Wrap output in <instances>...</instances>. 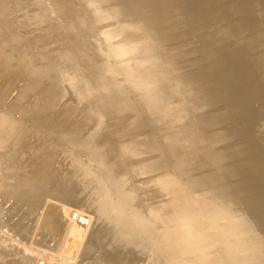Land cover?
I'll return each instance as SVG.
<instances>
[{"label":"rangeland","instance_id":"rangeland-1","mask_svg":"<svg viewBox=\"0 0 264 264\" xmlns=\"http://www.w3.org/2000/svg\"><path fill=\"white\" fill-rule=\"evenodd\" d=\"M136 1H139V0H136ZM171 1H172V4H173V7L175 8L174 13L176 11V13L178 14V12H179L178 7H182V5L185 3V0H171ZM240 1H243V2H240ZM244 2H246V3H244ZM258 3L262 4L261 0H246V1L245 0H217V1L209 0V1L205 2L206 5H204V6H202L201 4H199L197 6L194 5L193 7L188 8V10H189L188 12H189V14H191V15H189L190 17L194 18V15H195L196 19L199 20L200 17L197 16V13H192V12L194 11V9L202 8L203 10L201 11V13H203V11H206L204 13V17L207 16L206 18H203V19H207L208 17H209V19L206 20V21L203 20V21H200V22L196 21L195 24H194V21H193V24H191L192 25V29L191 30H190L191 25H190V27H188L186 25H182V23H179L177 21V19H176L177 15L176 14H172V13L171 14L173 16L171 14H167V15L163 16V14H162V16H163L162 18L166 17L165 20H162L161 19V15H158L160 17L156 18L157 22H158V23H156L155 19H153V18H151V17H149V16H147L145 14L147 6H144V5H141V7L139 8L138 11H136V12H134L132 14H129L128 18L134 19L132 21V23H133L135 29L140 34L143 35V33L151 30L152 27H153V29L154 28L155 29L152 30L150 32V34H156L158 36H162L163 33H166L167 40L169 41L168 37L170 38L169 42H172V40H173V42H172L173 43L172 44L173 47L171 46V43H169L168 41L165 42V46L167 44V49L169 51L172 50L169 53L166 52V49H163L164 47L162 48L159 45L157 46V48L160 47L159 49L163 50V51L162 50H160V51L164 52V53H161L159 50L158 51H154L155 53L154 52H150V57L153 58L152 59V63L149 61L148 58H146L148 56V54H146L147 55L146 56V55H143L142 53H139V52H138L139 54L138 53H136V54L134 53L133 55H129L128 58H131V59L127 60L129 62L133 61L134 64L136 63L135 64L136 65V71H134L133 74H135L138 77H140L143 80L144 83L149 84L151 82H154L155 84L158 83V87H160L159 90L156 89L157 97H156L155 107L151 106V104H147L146 102H144L142 100H140V102H139V103H141V106L138 103L139 112H142L143 114L148 113L146 115H149V113H153V116H155L156 118H159V117L160 118H164L165 117L164 120H162L159 123V127L161 126L160 129H159V127L155 128L156 130H158L157 133L155 131V134H157L159 137L157 135L155 136V134H153L154 133L153 131H152V135H149L151 133V132H148L150 130L149 129L150 126L146 125L145 120H143L144 124L141 123V127H140V125H135L134 127H132V126L130 127L129 124L127 123V121H130V120H127V119H125V121L124 120H119L121 122L123 121L121 123L119 121L117 122L116 119H114L115 116H114V118H112L110 115H109V117H111L110 120L108 119L106 121H108V124L113 125V127L111 129H104V130L101 129L102 131L100 129H98V130L94 131V129H91L92 127L85 128L84 124H86V123H84L85 122L84 121V117L86 115L88 116V114H87L88 112H91V113H92V111L94 112L93 108H95L98 105H101L100 102L102 100V97L100 96V94H96V95L90 96V98L87 100V102L90 104V106H94V107L93 108L86 107L87 109L85 108L84 102L82 100H80V99H76V102L78 104L75 101H73V100H75V98L74 99L73 98H68L69 101L71 99V101H72L71 103L68 102V101H64L63 103H59L57 101V98H56V97H58L57 95L61 94L64 90H66L67 84L63 83L62 78L58 77V76H55L54 73H53V75H50V70H48L49 69V63L53 64L54 67L57 68V70L60 69L58 67H60V65H61V63L59 62V66H58L57 62L55 61L56 59L59 58V56L61 57V55L58 56V54H60V53L57 52V48L54 47V46H51V45H50V47H52L51 49H49V47H48L49 43H47V42H49V38H47V39L44 38L43 39V42L45 41L46 43L44 42V44H43V42H40L39 44H40L41 48L43 46V49H45V47H46L44 45L48 44L47 47H48L49 51H51V52L54 51V53H49L50 55L53 54V56L51 55L50 58L53 59L54 61L51 60V59L50 60L41 61V59L39 58L40 56L38 55L39 53H38L37 49H36V52H37L36 53L34 49H31V47H29V49L26 48V46L28 45V44L25 43L26 40H24V41L22 40V43H25V44H22L23 46H20L19 48L18 47L11 48L9 43H7L6 39H2V40H3V42L7 43L8 45L3 46V43L0 40V48L1 49L2 48L6 49V50H4L5 52H3L2 56L0 57V77H1L0 78V91L3 90V93L1 92L2 95L0 93V96H3V97H0V107H1L0 111L11 113L13 117H15L16 119H18V118L20 119L18 121L23 120L20 125H21L22 128L24 127L23 128L24 131L21 129L23 131L22 136L19 135L20 137H18L15 142L10 144L9 145L10 147L9 146H6V147L2 146V147H0V150L2 148L1 151L4 150L5 152L3 151V153H6V154L11 153L12 151H15L17 153L19 152L18 154L16 153V155L13 156V158L15 157L14 160L12 158V160L9 161L11 166H14L13 169L15 168V171L20 170V171H18V173H17L18 175H16V178H17V176L19 178H21L22 177V176H20L21 174L22 175H24V174L26 175L27 172H29V173L31 172L32 173V179L34 178V180L31 179L32 181H30L29 184L32 185L35 181H39V179H40V181H42L43 180V176H44V180L41 182V184H43L42 186H44V189L41 188V194H43V196L41 195L42 197H40L39 204H29V205L26 204L25 205L24 204V200L21 201L22 199H20V200L17 199L18 198L17 196L10 197L8 199V202L6 203L7 207L5 208V210L8 207L11 208V206L16 204L15 207H14L15 210L12 209V211H11L12 214L14 213V216L12 217L13 219H11V223L10 222L8 223V221L6 222L4 220V218H3L4 209H2L4 207H0V240H1L0 244L5 246V244H6L5 242L6 241H7V243L11 244L8 247L6 245V247H4V248H2L3 247L2 245H0V247H1L0 248V252H1L0 253V258H2V259H0V264H15L16 257L26 258L27 261H28V264H39V263L44 262V261H45V264H49L50 261H54L55 263H59V264H62V263L64 264L67 261H70L72 264H84V263H80L79 262V258L81 257L80 255L83 254L84 247L86 246L87 242H89L91 236L95 235V233L97 231H99V233L97 232V234H96L97 236H95V238H97L99 240L100 244H101V250L98 251V253L104 252L105 253L103 255L104 258L107 261L109 260V261H111L114 264H116V263L118 264L120 262L123 264L124 261H125L124 264H159V262L160 263L164 262V264H171V262H172V264H185V263L186 264H200V263L201 264H209V263L210 264H229V263L230 264H264V261H263L264 260V241H263L264 240V237H263L264 236V234H263L264 233V210H263L264 209V200H263L264 199V164H263L264 163V151H263L264 150V141H263L264 140V110H262V109H264V90H263L264 89V72H263L264 68L263 67H261V68L259 67L258 68V65L255 64V63L258 62L259 58L260 59H264V54H263V52H264V47H263L264 46V43H263V41H264V39H263L264 38V30H263L264 29V16L263 17L259 16L260 15L259 14L260 10L264 6V2L262 4V6H261V4L256 5ZM238 4H240V5L242 4V6H241L242 9L240 11L235 10V8H233V6H236ZM46 5H48V3H46ZM49 5H51V3ZM148 5H150V4H148ZM152 7L153 8H158V5H154V6L152 5ZM228 7H230L232 10H230V8H228ZM255 11H256V13H255ZM220 12H222V13H220ZM219 13L222 15V17H220ZM238 13L241 14L242 16H239ZM226 14H227V17L225 16ZM174 15H176V16H174ZM216 16L220 17L218 22H217V19H215V18H217ZM224 17H226V20L224 19ZM241 17H242V20L243 19H245V20L242 21ZM221 18L223 19V21H222ZM250 20H252V21H250ZM256 20H258V21L256 22ZM164 21H169L171 23L167 22V24H164ZM173 21L175 22V24H173L174 23ZM212 21H213V23H212V25H210V22H212ZM219 21H220V23H219ZM226 21H227V23H226ZM230 21H231V23H230ZM245 21L250 25V28H248V30L245 29V28L242 30V28H243L242 26H243V23ZM0 22L2 23V17H0ZM159 22H161V23L163 22L162 25L160 24L161 26L158 25ZM202 22H204V23H202ZM215 22H217V24H215ZM221 22H222V24H221ZM223 22H225V24L227 26ZM249 22H251V24ZM199 23H201V24L199 25ZM202 24L207 26L206 29H208V30H204L205 27H203ZM177 25H179V27ZM201 25H202V28H204V29H201V27H200ZM215 25H217V26H215ZM238 25H240L241 28ZM184 26L186 28H188V29H185ZM193 26L195 28L194 29L195 31L193 30ZM196 27H198V28H196ZM214 27L217 28V29H215ZM218 27L220 29H218ZM238 27H239V30H238ZM175 28H178V30L179 29H181V30L178 31ZM183 28L185 29V31H182ZM229 28H231L230 29L231 32L229 31L228 32L229 34H228L227 30H229ZM232 28H234L233 31H236V32H233ZM257 28H258V30H256ZM200 29L203 32L207 31V32H205V33H207V35L206 36H201L204 33L202 31H201L202 32L201 33ZM252 29L253 30L255 29V30L253 31ZM106 30H107L106 23H101L100 21L97 22L95 24V26H94V32L92 34H90L89 43L93 44L95 46L101 45L102 39H103V37L105 35V31ZM186 30L188 31L189 34L186 33V35H185V32H187ZM189 30L192 31L191 32L192 35H191ZM27 31L28 30H26L25 33H23V34H25V35L27 34V36H28V34H30V33H26ZM208 31H210L209 32L210 35L208 34ZM243 31H245V32L247 31V32L244 33V35H243ZM34 32L36 33L37 31H34ZM196 32L198 33V35H197ZM248 32H249L250 35H248ZM257 32H258V36H257V34H255ZM37 33L39 35V32H37ZM37 33H36V35H34L31 32V34L33 36H35V39H40L39 37H42L43 34L40 33V35L41 34L42 35L37 38ZM212 33H213L214 37H213ZM3 34L4 35H8L9 32L4 30ZM146 34H148V33H146ZM199 34H200L201 39L203 38L204 40L202 39V41H201L200 39H198ZM239 34H241L242 37ZM252 34H255V35L252 36ZM218 35L221 36V38H222V40L224 42L221 39L219 40L220 36H218ZM227 35H228V37H226ZM229 35H232L233 39H231V36H229ZM233 35L234 36L236 35L235 36L236 39H235V37ZM261 35H263V36H261ZM1 36L3 37V35H1ZM195 37H197L198 40ZM223 37H224V39H223ZM251 37L253 38L252 40H250ZM193 38H195L197 40L195 43L196 44L199 43L198 45L195 44V46H193L194 42H192V40L195 41ZM205 38L209 39V41H211L212 39H217V41L210 42L211 45H210V43L208 41L210 46L209 45L206 46L208 43H207V39H205ZM210 38H211V40H210ZM241 38L242 39L243 38L246 39V40H244V43L242 42ZM228 39L231 40V41H229ZM247 39H249V41ZM174 40H175V42H174ZM205 40H206V42H205ZM218 40H219V42H218ZM239 40L241 41V43H240ZM220 41H222V42H220ZM234 41H237L238 43H235ZM245 41H247V42H245ZM215 42H217V43H215ZM225 42L226 43L228 42L227 45H226ZM168 43L170 45L169 47H172L171 49H169ZM176 43H179V44H176ZM214 43L218 45V46L217 45H214V46H217L219 49H217V47H214L212 45ZM220 43L222 44L221 46H220ZM233 43L236 44V45L237 44H239V45L236 46ZM245 43H247V45L249 43V45H248L249 47L246 46ZM183 44H186V45L190 44L191 46L189 45L188 48L185 47L182 50V47L185 46ZM232 44L234 46H232ZM201 45L202 46L205 45L206 47L205 46L202 47ZM197 46H198V48H195V49H196V52L198 54L196 56L194 55L192 57V55L190 53L193 52L195 50L194 47H197ZM211 46H212V48H211ZM47 47H46V49H47ZM53 47L56 48V49L52 50V49H54ZM209 47H210V49H209ZM235 47H236V49H234ZM259 47H261V48L263 47V49L261 50V48H260V50H257V48H259ZM10 48L12 50V53L14 51V54H11L9 52ZM189 48L190 49H194V50L192 51ZM17 49H18V51H17ZM199 49H202V51L199 50ZM213 49H217V50H214L215 53H214ZM253 49H255L254 52H252ZM189 50H190V53H188ZM203 50H204V52H203ZM233 50H234V53H233ZM236 50H237V52H236ZM198 51H200V52H198ZM210 51L211 52L213 51L212 55H211ZM255 51L258 54H256ZM74 52L78 54V52H76V51H74ZM174 52H176V55H175ZM201 52L204 53L205 56ZM206 52L209 53V54H207V55H209V57L206 56ZM219 52H220V54H219ZM158 53H160V54H158ZM194 53H192V54H194ZM9 54L11 55L12 59L8 61L7 58H6L7 57L6 55H9ZM137 54L141 55V56L143 55L142 56L143 58L142 57H138ZM162 54L166 55V56L169 55L170 57L168 56L166 58V56H164V58L166 59L164 61V59H162V57H161ZM188 54H190L191 57L189 56V58H188V56H187ZM223 54H225L227 57L225 55H223ZM246 54H247V57H249L250 59L249 58H245ZM181 55L182 56L186 55V56L183 57V59H182ZM210 55H211V58H210ZM135 56L138 57V58H136ZM158 56H160V57H158ZM237 56H238V58H237ZM243 56H245V57H243ZM251 56H254V57L251 58ZM132 57H133V59H132ZM171 57H174V58H171ZM186 57L188 58V61L190 63L193 61L192 59L195 57L194 61H195L196 67L193 65L192 68L189 69L191 67L192 63H191V65L188 64L189 62L187 61ZM196 57H197V62H198V60H201V62L199 61L197 63L196 60H195ZM204 57L205 58L207 57L206 60H205ZM231 57H233V58H231ZM135 58H136L137 61H135ZM160 58H161V60H160ZM202 58H204V59H202ZM222 58H224V59H222ZM228 58H230L231 60L228 59ZM242 58H244V60ZM81 59L82 58H80V60ZM142 59H144V61ZM157 59H158V61H157ZM176 59H178L180 62L177 61ZM207 59H208L209 62H212V61L215 60L214 63L218 62V65H214L213 62L211 64L209 62H206ZM224 60H226V61H224ZM233 60H234V62H232ZM246 60L248 61L250 66L247 65L248 63H246L247 62ZM167 61H168V64L174 63L172 65L173 66L175 65V66L174 67L172 65L168 66V64H167V66L164 65V62L167 63ZM194 61H193V64H194ZM84 62L85 61L82 60V68L84 69V66H86V68H87V70H84V72L85 71L89 72L92 69L90 66L95 65V64L98 63L97 60L93 64H92L91 61H88L89 63H87V64H83ZM219 62H221V63H219ZM226 62H227V65H224V64H226ZM12 63H15V64H12ZM150 63H151V65H150ZM177 63L179 65H177ZM251 63H253V64H251ZM55 64L58 67L55 66ZM156 64H159V65L156 66ZM205 64H206V66L208 64L209 65L207 67L203 66ZM220 64L221 65L223 64L222 65L223 67ZM12 65H13V67H11ZM153 65L156 66L155 67L156 69L153 68L154 67ZM183 65H184V67H183ZM186 65H187V67L188 66H190V67L187 68ZM197 65L199 67H197ZM211 65L212 66L214 65L213 66L214 68L217 67L219 72L217 71V69H215V70H214V68L212 69ZM241 65H243V66L245 65V66L242 67V69H241ZM200 66H203V67H201L202 71L203 72L207 71L208 74L207 73L206 74L208 76L209 75L210 76L213 75V76H211V77L207 76L208 77V79H207L206 74L201 71ZM210 66H211V68H210L209 72L210 71L211 72L214 71L212 73L210 72L211 74H209V72H208V69H209L208 67H210ZM224 66H226V67H224ZM234 66H235V69H234ZM139 67H140V69H138ZM157 67L158 68L161 67V69L158 70ZM167 67H169V68H167ZM194 67L196 69L199 68L198 70L201 71L202 73L201 72L199 73V71L198 72L195 71L196 69ZM152 68L155 69V70H153ZM166 68L169 69L168 72L170 71L169 72L170 74L167 73V71H166L167 69ZM230 68H233V70L230 69ZM255 68H257V70L259 72H257V70H255ZM32 69H34L35 73L37 71L38 74L34 73L35 74L34 75L33 73H31ZM88 69H90V70H88ZM188 69L191 72L190 74H189V70ZM193 69H195V70H193ZM239 69L244 74L241 73ZM243 69H244L245 72L243 71ZM249 69L251 70V73H250ZM191 70L194 71V75H193V72ZM182 71H184L183 74L181 73ZM253 71H255V72H253ZM261 71H262V74H261ZM32 72H33V70H32ZM195 72L199 73L200 75L199 74L196 75ZM223 72H225V73H223ZM4 73H6V74H4ZM218 73L221 74L222 80H220V79L218 80L217 79V78L221 77ZM230 73H232V74H230ZM168 74L169 75L173 74L175 78H177L179 75L180 76L177 79H174V77L171 75L166 80V78L168 77ZM191 74H192L193 78L195 77L194 79L191 76H189ZM201 74H203L205 76H203ZM246 74H249V75H246ZM38 75L40 76V78H39ZM184 75H185L186 78L184 77ZM198 75L202 76V77L200 78ZM228 75H229V77H228ZM250 75H251V77H250ZM86 76H87V78L93 80V78L90 75L86 74ZM188 76L191 79L187 78ZM197 76L200 78V80H199V78L197 79ZM215 76H217V77H215ZM170 77L172 79H170ZM182 77H183V79L184 78L185 79L181 80ZM203 77H205L207 80L204 79ZM223 77H225V79ZM255 77H256L257 80H255ZM179 78H180V80H179ZM240 78H241V80H244L245 83L242 82L240 80ZM55 79L58 82L55 81ZM161 79H162V81L163 80L164 81L162 82ZM247 79H251V81L250 80L247 81ZM169 80H173V81H169ZM230 80H232V81H230ZM237 80H238V83H237ZM5 81H7V82L9 81V86L6 85L7 82L5 83V85H3ZM86 81L88 83L91 82L89 80H86ZM166 81H168V82L165 83ZM174 81L175 82L177 81V82L175 83ZM87 82H85V83L88 84ZM258 82H260V84H263V86L259 85ZM103 83L104 82H102L101 84H103ZM171 83H172V86L174 84V87H173L174 90H175V87L178 88V89L176 88L178 93H177V91H174L173 94L175 95V97L173 95V98H172V94H170V91L172 92V90H173L172 87H171ZM222 83H224V84H222ZM249 83H250V85L248 86ZM62 84H64V85L62 86ZM89 84L91 86H96V85H94L95 83L92 84V82L89 83ZM2 85H3V89L1 88ZM222 85H223V87H222ZM227 85L229 86V89H227L228 88ZM165 86L167 87V90H165V88H166ZM168 86H170V87H168ZM8 87H10V89ZM224 87H226V91L227 92H225V90H224L225 88ZM169 88L172 89V90H170ZM245 88H246L247 92L245 91ZM5 89L7 90V92H4V91H6ZM219 89H221V90H219ZM11 90L12 91L14 90L15 92L13 93ZM9 92H11V93L9 94ZM45 92H48V93H45ZM129 92L132 93V92H134V90H130ZM182 92L183 93L185 92V94H183ZM233 92L234 93L236 92V95L238 97L236 95H233L234 94ZM239 92H241V93H239ZM4 93H5V97L3 95ZM196 93H199V94H196ZM8 94H9V96H8ZM179 94H180V96L182 95L183 97L182 96L180 97ZM198 95L200 96L199 98H198ZM169 96H171V97H169ZM176 96L179 97V98H177ZM93 97H95V99H93ZM174 98L176 100H178V101H176ZM201 98L204 99V100H202ZM254 98H255V100H253ZM23 99L26 100V101H24ZM55 99H56V101H55ZM138 100H139V98L137 99V101ZM166 100H168V101H170V100L174 101L175 100V104L177 105V106L175 105V110L173 112L170 111L171 113H168L169 110L166 109L168 107V101H166ZM182 100H184V102H182ZM208 100L211 101V103H212V100H213L214 101L213 103H218V104H209L210 102L208 103ZM243 101H245V102H243ZM65 102H67V103H65ZM87 102H85V103H87ZM234 102H236V103H234ZM262 102H263V104H262ZM186 103H187L188 107L186 109H184L187 106ZM201 103H203V105H205L207 103V107H205V109H207L208 106H209V108L207 110L203 109L204 107L202 108L203 105L201 106L200 105ZM29 104H30L31 107L29 106ZM183 104H185L186 106L183 105ZM234 104L235 105L237 104L236 107H235L236 110L234 109V106H235ZM239 104H241V107L238 106ZM255 104H256V106H255ZM180 105H181V107H179ZM182 105L185 106V107L183 108ZM212 105H213V108H212ZM37 106H38V108H37ZM70 107H71V109H70ZM4 108H6L7 110L4 109ZM8 108L10 110H8ZM147 108L148 109L150 108V109L148 110ZM188 108H190L189 111H188ZM26 109H28V110L25 111ZM69 109H70V111H69ZM209 109L211 111H208ZM164 110H165V112H164ZM201 110H204V111L202 112ZM22 111H23V113H22ZM143 111H145V112H143ZM190 111H191V113H190ZM205 111H207L208 113L205 112ZM219 111L222 113V115H221V113ZM261 111H263V112H261ZM69 112L72 113V114H70ZM111 112H112V109L111 110H107V113L110 114ZM154 112H156V113H154ZM130 113L133 115L132 111H130ZM175 113L177 115H175ZM21 114H22V116H25V118L23 117L24 119H22ZM38 115H41V116H38ZM225 115H226V117H225ZM231 115L232 116L234 115V116L232 117ZM230 116H231V118H230ZM240 116H241V118H240ZM27 117L30 118V119H28ZM57 117H61V118L66 117L67 119L65 118L63 120V119L57 118ZM106 117L108 118L107 115H106ZM172 117H174V118H172ZM215 117H217V118H215ZM107 118H105V119H107ZM218 118H219V120H218ZM254 119H255V121H254ZM40 120H42V121L40 122ZM66 120H67L68 123H66ZM112 120H114L115 122L114 121L112 122ZM236 120H237V122H236ZM64 121H65L66 125L65 124L63 125ZM109 121H110V123H109ZM239 121H241L242 125L239 123V128H238V122ZM256 121H258V122H256ZM186 122L189 123V124H186ZM259 123H261V124H259ZM43 124H44L45 127L43 126ZM127 124H128L129 127H127V126L125 127L124 126V125H127ZM139 124H140V122H139ZM215 124H217V125H215ZM115 125H116V127H114ZM79 126H80V128L78 129ZM136 126H137V128H140V129L137 130ZM144 126L145 127L147 126L149 128L146 127L147 128L146 129ZM252 126H253V128H251ZM26 127H29V128H26ZM127 128H128V130H127ZM198 128H199V130H198ZM219 128H221V129H219ZM224 128L226 130H224ZM74 129H76L75 132H74ZM122 129H123L124 132H122ZM40 130H42V131H40ZM72 130L75 133V135L72 132ZM211 130H212V132H211ZM229 130H231V132ZM239 130H240V132H239ZM252 130H254V131L252 132ZM68 131H70L72 133H70ZM98 131H100V132H98ZM137 131H139V132H137ZM203 131H204V133H202ZM205 131L206 132L208 131L207 133H209V134H207ZM242 131L243 132L245 131L246 134L242 133ZM78 132H81L82 134L78 133ZM109 132H112V135H110L111 133L109 134ZM218 132H219V134H218ZM84 133L86 135H97L98 138L102 137L100 140L102 141L104 139L103 142H105L106 139H108L110 144L111 143L112 144L115 143V145H116L115 148L114 147H112L111 149L108 148V150H109L108 154L109 153L110 154L107 155V157H105L104 160L107 161L108 164L114 165L118 172L124 173L125 171L130 169L132 172L135 173V175H134L129 170L130 172L127 171V172L124 173V175H127V180H129V177L130 178L132 177L129 180L130 183H128L129 185H127V187L129 186L128 187L129 190L133 191L134 195H137V196L140 195V196H138L139 198L137 196H136L137 198L134 197V200L136 201V203H138L141 200L140 201L141 203H138L139 205L142 204L141 208L145 207V209H148V208L154 207V211L157 212V213L160 211L161 208H163L167 212V214L171 213L172 211L175 212V213L172 212V215L175 217L177 222H172L173 224L171 222H169V223H171L170 224V229H169V223H165L164 226H163V224L160 225V223H155L153 225L155 227V229H156L155 230L156 231L155 234L157 236V238L155 240V243L156 244L159 243V244H157L155 247L152 246V249H151V247L150 248L148 247L147 250H143V249H141V247H139V248H135L134 247L136 250L133 251V246H130V244H128L126 241L124 242L121 239H117L116 240L115 237L112 238V237H108V236L104 238V236H102V232L103 233H107V232L109 233V231H107V228L110 231L112 230V228L109 225L107 227V224L105 223L104 220L102 221L103 223H101L100 221L97 222L95 220H94L95 221L94 222L93 219L90 217L92 225L90 224L91 226L89 228L88 227L87 228L86 227H80L78 225H76V226L72 225V223H71V221L69 219L70 218V212L73 211V210H78V209H76V206L84 207L83 204L87 200H91L93 195H95L96 197H99L97 199H100L101 197H102V199H104L103 198V194L100 192V189H99V183H98L97 179L94 177V175L92 173L93 172V168H92L91 161L88 158H86V157H76V159H78L80 162H82L81 164H76L74 162V157H73V155L70 152V151H72V149H71V146L69 145L70 143H68L67 141L71 140L70 137L73 139L75 136H76L75 139L76 138L77 139H79V138L82 139V137H80V136H82ZM132 133H134V134H132ZM24 134H26V135H24ZM69 134H72L74 136H71ZM107 134H109L110 137H108ZM237 134H239V135H237ZM240 134H242V135H240ZM243 134H244V136H243ZM66 135H67V137H66ZM105 135H106V137H104ZM153 135L155 136V140H153V139L149 140L150 139L149 137H151V136L154 138ZM235 135L237 136V138H236ZM68 136H70V137H68ZM211 136H213V137H211ZM21 138L23 139V141H22ZM25 138H26V140H25ZM111 138H112V140H111ZM142 139L145 140L146 142L145 141L143 142ZM227 139L229 140L228 144H227ZM233 139H235L236 141L233 140ZM40 140H41V142H40ZM215 140H217V142H215ZM16 142H19V144H18L19 147H18ZM23 142L25 143V146H24ZM147 142L148 143L151 142V143L148 144ZM241 142H243V143H241ZM42 143H43V145H41ZM151 145L152 146L159 145V147H161L162 150L157 151L156 155H155V152H149L150 151L149 149H151V148L153 149V147ZM232 145H234V146H232ZM146 146L147 147L149 146L148 150L145 149ZM214 146H215V148H214ZM230 146H232V147H230ZM248 146H249V148H248ZM7 147H8V149H7ZM68 147H70V148H68ZM79 147H83L84 148L83 144L80 145ZM79 147L76 148V150H79V152H80L83 148L80 149ZM22 148L24 150H22ZM143 148H144V150H143ZM239 148L240 149L242 148V149L240 150ZM24 151H26V152H24ZM43 151H44V153H43ZM143 152L146 153V154L144 153L145 154L144 155L145 158H146V156L148 154V156H147L148 158H146V160H145L144 156H142ZM165 154H166V156H165ZM246 154H248V155H246ZM25 155L26 156L30 155V156L29 157H25ZM152 155H154V156H152ZM157 155H159V156H157ZM33 156H35V157H33ZM140 156L142 157V159L144 158L143 162H142V159H141ZM149 156H151V157H149ZM155 156H157L158 158L155 157ZM153 157H155V158H153ZM24 158H26V159H24ZM21 159H22V161H21ZM140 159H141L142 163H147V162H145V161H147V159L150 160V161L148 160V163L154 161L153 159H155V160L157 159V161L159 162V166L160 167L157 166L155 170L142 172L140 169H138V166L142 165L141 162H140ZM24 160L25 161L27 160V161L25 162ZM196 160L198 162H196ZM171 161H173V162H171ZM199 161H202V162H199ZM237 161L240 162V163H237ZM24 162L27 163V164H25ZM217 162L219 164H217ZM200 163H201V165H200ZM234 163H236V164H234ZM24 164L27 166L26 169H24L25 168ZM136 164H138V166ZM244 164H246V165L244 166ZM249 164H251V165H249ZM209 165H210L211 168H213V170H211ZM233 165H234V167H233ZM237 166H238V168H237ZM38 167L40 168V170L38 169ZM260 168H261V170H260ZM30 169H32V170H30ZM207 170H209V171H207ZM227 170H228V173L230 171L231 172L233 171V173L230 172L231 176H230V174L227 175L228 174ZM137 172L139 173V175H138ZM158 172L159 173L161 172V174L158 175ZM217 172H218V174H217ZM236 172L238 174L239 173L242 174V175L244 174L243 177L240 178L241 175L240 174H239V176H238V174L236 175ZM33 173H36V175L33 176ZM127 173H130V174H127ZM131 174H133V175H131ZM144 174H146V175H144ZM233 174H235V176ZM25 175L23 176L22 179H25L24 178ZM140 175L141 176L144 175V176H146V178L145 177H139ZM183 175L185 176L186 179L184 178ZM212 175H214V177ZM226 175L229 177V179L232 178L231 180H233V179L234 180L231 181V180L227 179L228 177ZM37 176H39V177L37 178ZM135 176H137V178ZM211 176H212V178H211ZM215 176H217V177L219 176L218 180H217V177H215ZM2 177L3 176L1 175L0 176V183H2V184H4L5 182L7 183L8 182L7 177H5V175H4L3 178H5V180ZM148 177H150V178L148 179ZM237 177L239 179H241L242 181H240V180L235 181V178H237ZM223 181H225V182H223ZM228 181H229V183H228ZM239 181L241 183H239ZM46 182H48V183H46ZM142 182H144V183H142ZM217 182H220V185H218L219 183L217 184ZM246 182H247V184H246ZM243 185H246L247 187L243 186ZM24 186H25V183H24L23 187ZM138 186H139V189H138ZM250 187H251V189H250ZM47 188H48V190H47ZM220 188L221 189L223 188V190H220ZM25 189L30 191V188L28 189L27 184H26L25 188H23V190L25 191ZM215 189H217V190H215ZM225 189L228 192L225 191ZM229 190H230V192H229ZM231 190L233 191L232 193H231ZM42 192H45V193H42ZM146 192L148 193V196H147ZM234 192H235V195H234ZM237 192H239V195H238ZM236 193H237V195H236ZM240 193H242L241 195H242V198L244 197L243 199H245L247 197H249V198L251 197L252 198V199L250 198L251 203L250 202H248V203L245 202V201H249V198H247L248 200H245L243 202L242 201L243 199L242 198H241L242 200L240 199V197H241ZM98 195H100L101 197L98 196ZM243 195H245V196H243ZM253 195H254L255 198L253 197ZM14 197H16V198H14ZM232 198L233 199L235 198L237 201H235V199L233 201ZM255 199H256L257 202H255ZM188 200H190V201H188ZM253 200H254V203H256V204H258L260 206V208H258V205H256V204L255 205H256L257 208L255 206H252V205H254L253 204ZM261 202H263L262 205H261ZM104 203L105 202L100 201V204L96 205L95 208L99 207V209L101 210L100 205L103 206L102 204H104ZM201 204H203V205H201ZM214 204H215V206H214ZM59 205H62V206H60V208H59L58 207ZM63 205L65 206V209L68 208L67 209V213L64 214V212H63V215H62V218L65 216L64 217L65 219L64 218L62 219L64 224L62 223L63 226L61 227V229H63V230H59V232H56L55 234H52L51 235V241H50L49 244L41 243L42 242L41 236L38 234V232L40 230V226H42V223H41L42 219L46 216L45 214H47V212H49V210H51V209L52 210H54V209L57 210V208L58 209H62V207L64 209ZM209 205H211V206H209ZM250 205L252 207L250 209L251 210L253 209L252 210L253 211L252 215L250 214L251 211L248 208V207H250ZM173 206H174V209L172 210ZM207 206H209V208H207ZM245 208L250 211L249 214L247 213L248 210H247V212L245 211ZM254 209L255 210L257 209L259 212L257 211V213H256V211ZM13 211H16V212H13ZM83 212L86 213V214H89L85 210ZM15 213H16V215H15ZM220 213H222L223 215L218 217V219H219V220L217 219L218 223H215V224L211 225L209 223L211 218H213V216H217ZM259 213H261V214H259ZM43 215H44V217H43ZM152 215L153 214L151 213V217H152ZM232 215H233V217H232ZM254 215H256L257 219H256V217ZM19 218H21L23 220L21 228H19V226H16V222L19 220ZM93 218H95L94 215H93ZM153 219H155V218H153ZM51 220L53 221V219H51ZM64 220H66V221H64ZM174 223H176V224H174ZM166 224H168V225H166ZM201 224H203V226H201ZM165 225H166L167 228H163V227H165ZM191 225H193V226H191ZM173 226H174V228H172ZM189 226L192 227V230L196 231V234H199V232H200L201 236H202V233H204L205 235H207V234L210 235V237L208 235L207 236L209 238H211V239H208L209 243H211V245L210 244H209V246L207 245L206 249H204V253H206V256L204 254L203 257H200L199 256L200 252H198V251L191 252V253L188 252V251H185V248H186V234L184 233V230H185V228H187ZM242 226L244 227L242 229H244L245 231L240 229ZM70 227H73V228L71 229ZM97 227L100 228V229H98ZM221 227H222V229H221ZM230 227L233 228V229L231 230ZM171 228L174 229V230H172ZM76 229L79 232L76 231ZM90 229H91V231H90ZM176 229L178 231H176ZM92 230L95 233H93ZM215 230H219L220 234H222V235L214 234V233H216ZM169 231H170V233L174 231V233H176L178 235L173 234V233L170 235ZM232 231H233V233H232ZM68 232H69V234H68ZM75 233H77L76 236H75ZM228 233H229V235H228ZM169 235L171 237L173 236V238H171ZM174 235H175V237H174ZM98 236H101V237L99 238ZM218 236H219V238H218ZM215 237H217V238H215ZM106 238H108V239H106ZM134 238H135V236H134ZM164 238L166 240H168L170 238L171 240L169 239L168 241H166V240H164ZM101 240H102V243H101ZM119 240H121V241H119ZM76 241H78V242H76ZM116 241L120 243L119 246H117L119 243L117 244ZM2 242H4V243H2ZM110 242L111 243L113 242V245L114 244H117V245H114V247H112L113 245ZM160 242L162 244H164V245L166 243V245L162 248L163 245ZM168 242H170V243H168ZM109 244H111L112 246H110ZM259 244H260V246H259ZM160 245H161V247H160ZM173 245L175 247H173ZM212 245H214V246H212ZM107 246L111 247V248L108 249ZM245 246H247V247H245ZM125 247H126V249H125ZM165 247H170V248L169 249L167 248V250L164 251ZM8 248H10V249L7 250ZM116 249H118V250H116ZM154 249H156V251H154ZM160 249H162V251ZM222 249H223V251H222ZM245 249H247V250H245ZM151 250H152V253L150 252ZM172 250H173V252H170ZM206 250H207V252H206ZM163 251H164V253H163ZM107 252L110 253V254H108ZM223 252H224V254H223ZM208 253H210L211 256ZM225 253H226V255H225ZM221 254H222V256H221ZM4 255L7 258L4 257ZM171 255H172V257H171ZM92 256H94V255H91V257L89 256L87 258L86 264H94L93 261H95V259H97V258L95 256V259H91V258H93ZM212 256L213 257L214 256L215 257L218 256L217 257L218 259L214 257V260H213ZM251 256H252V258H251ZM161 259H163V260H161ZM220 259H221V261H220ZM90 260H91V262H90ZM204 260L207 261V262H204Z\"/></svg>","mask_w":264,"mask_h":264},{"label":"bare ground","instance_id":"bare-ground-1","mask_svg":"<svg viewBox=\"0 0 264 264\" xmlns=\"http://www.w3.org/2000/svg\"><path fill=\"white\" fill-rule=\"evenodd\" d=\"M52 1V2H51ZM207 1H209V0H185V3L182 5V7H178V10H179V12H178V14L176 13V11H175V13H174V10H175V8L173 7V4H172V1L171 0H139V1H136V0H0V17H2V23L0 22V40L2 41V43H3V46H5V45H8L7 43H9V45H10V47L11 48H15V47H20V46H23L22 44H28L27 46H26V48L27 49H29V47H31V49H34L35 50V52H36V49H37V51H38V55L40 56L39 58L41 59V61H43V60H50L51 58H50V56L52 55L53 56V54H49V53H54V51L53 52H51V51H49V49H51L52 47H50V45L51 46H54V47H56L57 48V52H59L60 54H58V56L59 55H61V57L59 56V58L58 59H56L55 61L57 62V65L59 66V62L61 63V65H60V67H58L56 64H55V66H57L58 68H60V69H58L57 70V68H55L54 67V65L53 64H51V63H49V69L48 70H50V75H53V73L55 74V76H58V77H61L62 78V80H63V83H66L67 84V88H66V90H64L61 94H59V95H57L58 97H56L57 98V101L59 102V103H63L64 101H68V102H72L71 101V99H70V101L68 100V98H75V100H73V101H75L76 102V99H80V100H82L83 102H84V104H85V108L86 107H88V108H93L94 106H90V104L87 102V100L90 98V96H92V95H96V94H100V96L102 97V100H101V102H100V104L101 105H98V106H96L95 108H93L94 109V112L92 111V113L91 112H88L87 114H88V116L86 115L85 117H84V123H86V124H84V126H85V128H87V127H92L91 129H94V131H96V130H98V129H111L112 127H113V125H110V124H108V121H106V120H110V118L112 117V118H114V116H115V118L114 119H116V121L118 122L119 120H124L125 121V119H127V120H130V121H127V123L129 124V126L131 127H134L135 125H140V127H141V123H143L144 124V121L143 120H145V122H146V125H149L150 126V128L149 127H147V128H149L150 130L148 131V132H151L149 135H152V131L154 132L153 134H155V131H156V133H157V131L158 130H156L155 128H157V127H159V123L162 121V120H164V118H156L155 116H153V113H149V115H146V114H148V113H145V114H143L142 112H139V110H138V107H139V105H138V103L140 102V100H142V101H144V102H146L147 104H151V106H154L155 107V104H156V97H157V94H156V89L157 90H159V88L160 87H158V83L157 84H155L154 82H151V83H149V84H147V83H144L143 82V80L140 78V77H138L137 75H135V74H133V72L134 71H136V63L134 64L133 63V61L132 62H129V61H127V60H130L131 58H128L129 57V55H133L134 53L136 54V53H142L143 55H146V54H148V56L146 57V58H148L149 59V61L152 63V59L153 58H151L150 57V52H154V51H160V50H162V49H159L160 47H164L163 49H166V52H170V51H172V50H168L167 49V44H166V46H165V42L166 41H168L167 40V35H166V33H163V35L162 36H158V35H156V34H150V32L152 31V30H154L153 29V27H152V29L151 30H149V31H147V32H145V33H143V35L142 34H140L136 29H135V27H134V25H133V23H132V21L134 20V19H132V18H128L129 17V14H132V13H134V12H136V11H138L139 10V8L141 7V5H144V6H147V9H146V11H145V14L147 15V16H149V17H151V18H153V19H155V21H156V23H158L157 22V17H160V16H158V15H161V19L162 20H165V18H162L164 15H167V14H176L177 15V21L179 22V23H182V25H186V26H188V27H190V25L191 24H193V21H194V24L196 23V21H203V20H208L209 19V17L207 18V19H203V18H206V17H204V13L206 12V11H203V13H201V11L203 10L202 8H199V9H194V11L192 12V13H197V16L198 17H200L199 18V20H197L196 19V17H195V15H194V18L193 17H190L189 15H191V14H189V10H188V8H190V7H193L194 5H199V4H201L202 6H204V5H206L205 4V2H207ZM214 1H217V0H214ZM246 1V0H245ZM240 2H243V1H240ZM261 2H262V4H263V2H264V0H261ZM46 3H48V5H46ZM51 3V5H49ZM244 3H246V2H244ZM148 4H150V5H148ZM243 4V3H242ZM242 4L240 5V4H238V5H236V6H233V8H235V10H238V11H240L242 8H241V6H242ZM259 4H261V3H258V4H256V5H259ZM262 4H261V6H262ZM152 5L154 6V5H158V8H153L152 7ZM176 7V6H175ZM244 7V6H243ZM228 8H230V7H228ZM177 9V8H176ZM225 10V9H224ZM229 10V9H228ZM230 10H232L231 8H230ZM229 10V11H230ZM173 11V12H172ZM234 11V10H233ZM220 13H222V12H220ZM219 13V14H220ZM237 13V12H236ZM255 13H256V11H255ZM162 14H163V16H162ZM171 14V15H172ZM235 14V13H234ZM233 14V15H234ZM239 14V13H238ZM254 14V13H253ZM260 15V17H263L264 16V6L261 8V10H260V13H259ZM176 15H174V16H176ZM184 15V16H183ZM237 15V14H236ZM173 16V15H172ZM224 16V15H223ZM226 17H227V14L225 15ZM239 16H242L241 14H239ZM197 17V18H198ZM217 18H215V19H217V22H218V20H219V18L220 17H222V15L220 14V17L219 16H216ZM226 17H224V19L226 20ZM255 18V17H254ZM160 19V18H159ZM158 19V20H159ZM160 19V20H161ZM222 19V18H221ZM232 19V18H231ZM230 19V20H231ZM247 19V18H246ZM261 19V18H260ZM169 20V19H168ZM241 20H242V17H241ZM243 20H245V19H243ZM242 20V21H243ZM101 22V23H106V28H107V30L105 31V35H104V37H103V39H102V43H101V45H99V46H95V45H93V44H90L89 43V38H90V34H92L93 32H94V26H95V24L97 23V22ZM176 21V22H177ZM192 21V22H191ZM204 21V22H205ZM222 21H223V19H222ZM250 21H252V20H250ZM255 21V20H254ZM258 20H256V22H257ZM262 21V20H261ZM167 22H169V21H164V24H167ZM174 22V21H173ZM204 22H202V23H204ZM217 22H215V24H217ZM163 23V22H162ZM162 23L161 22H159V24L158 25H162ZM169 23H171V22H169ZM168 23V24H169ZM208 23V22H207ZM206 23V24H207ZM212 23H213V21L212 22H210V25H212ZM219 23H220V21H219ZM224 24H225V22H223ZM226 23H227V21H226ZM230 23H231V21H230ZM234 23V22H233ZM250 24H251V22H249ZM173 24H175V22L173 23ZM178 24V23H177ZM201 23H199V25H200ZM209 24V23H208ZM221 24H222V22H221ZM235 24V23H234ZM157 25V26H158ZM160 25V26H161ZM180 25V24H179ZM179 25H177L178 27H179ZM203 25V24H202ZM202 25L200 26L201 27V29H204V28H202ZM226 25V24H225ZM232 25V24H231ZM176 26V25H175ZM197 26V25H196ZM215 26H217V25H215ZM219 26V25H218ZM224 26V25H223ZM227 26V25H226ZM239 27H240V25H238ZM155 27V26H154ZM185 27V26H184ZM199 27V28H200ZM203 27H205V29L204 30H208V29H206L207 28V26H205V25H203ZM220 27V26H219ZM218 27V29H220ZM239 27H238V30H239ZM243 28H242V30L245 28V29H247L248 30V28H250V25L245 21L244 23H243V26H242ZM260 27V26H259ZM196 28H198V27H196ZM215 28V27H214ZM235 28V27H234ZM234 28H232V31H233V29ZM241 28V27H240ZM176 30H178V28H175ZM185 29H188V28H186L185 27ZM185 29L183 28L182 29V31H185ZM192 29V25H191V28H190V30ZM195 28H194V26H193V30H194ZM200 29V32L202 31ZM215 29H217V28H215ZM230 29L231 28H229V30H227V33L230 31ZM261 29V28H260ZM259 29V30H260ZM4 30L5 31H7V32H9V34L8 35H4L3 34V32H4ZM26 30H28L26 33H30V34H28V36H27V34L25 35V34H23V33H25V31ZM97 30V29H96ZM175 30V31H176ZM179 30H181V29H179ZM178 30V31H179ZM189 30V31H190ZM223 30V29H222ZM253 30V29H252ZM251 30V31H252ZM255 30V29H254ZM253 30V31H254ZM256 30H258V28L256 29ZM264 30V29H263ZM262 30V31H263ZM34 31H37V32H39V35H38V33H37V38L39 37V36H41L42 34V37H39L40 39H35V36H33L32 34H31V32L34 34V35H36V33L34 32ZM187 31V30H186ZM195 31V30H194ZM226 31V30H225ZM192 31H190V33H191ZM203 32V31H202ZM201 32V33H202ZM205 32H207V31H205ZM205 32H203L204 34L203 35H201V36H206L207 35V33H205ZM210 31H208V34L210 35V33H209ZM231 32V31H230ZM233 32H236V31H233ZM247 32V31H246ZM245 31H243V35H244V33H246ZM250 32V31H249ZM249 32H248V35H250L249 34ZM259 32V31H258ZM258 32L257 33H255V34H257V36H258ZM40 33H42L41 35H40ZM146 33H148V34H146ZM179 33V32H178ZM186 33H188V31L187 32H185V35H186ZM197 33V32H196ZM224 33V32H223ZM251 33V32H250ZM254 33V32H253ZM174 34V33H173ZM182 34V33H181ZM184 34V33H183ZM189 34V33H188ZM225 34V33H224ZM229 34V33H228ZM255 34H252V36H254ZM1 35H3V37L1 36ZM25 35V36H24ZM177 35V34H176ZM191 35H192V33H191ZM197 35H198V33H197ZM212 35H213V33H212ZM240 36H241V34H239ZM218 36H220V35H218ZM229 36H231V39H233L232 38V35H229ZM234 36V35H233ZM236 36V35H235ZM234 36V37H235ZM247 36V35H246ZM261 36H263V35H261ZM32 37V38H31ZM34 37V38H33ZM199 37H200V34H199ZM198 37V39H200L201 41H202V39H201V37L199 38ZM213 37H214V35H213ZM226 37H228V35L226 36ZM225 37V38H226ZM242 37V36H241ZM256 37V36H255ZM47 39V38H49V42H47V43H49V45H48V47H49V49H48V47H47V45L45 44L44 46H46L47 47V49H46V47H45V49H43V46H42V48H41V46H40V42H43V39ZM196 39H197V37H195ZM195 38H193L195 41H193L192 40V42H194L193 43V46H195V42L198 40H196ZM246 38V37H245ZM248 38V37H247ZM250 38V37H249ZM257 38V37H256ZM2 39H6V41H7V43H5V42H3V40ZM35 39V40H34ZM168 39H169V41H170V38L168 37ZM180 39V38H179ZM205 39H207V38H205ZM222 40V38H221V36H220V38H219V40ZM223 39H224V37H223ZM235 39H236V37H235ZM253 38L251 37V39L250 40H252ZM264 39V38H263ZM22 40L24 41V40H26V42L25 43H22ZM178 40V39H177ZM204 40V39H203ZM210 40H211V38H210ZM219 40H218V42H219ZM229 40V39H228ZM241 40H242V42L244 43V40H246V39H242L241 38ZM248 41H249V39H247ZM47 41V40H46ZM168 41V42H169ZM200 41V42H201ZM208 41H209V39H207V43H208ZM213 41H217V39H212L211 41H209V43L210 42H213ZM223 41V40H222ZM222 41H220V42H222ZM229 41H231V40H229ZM240 41V40H239ZM254 41V40H253ZM258 41V40H257ZM45 42V41H44ZM44 42H43V44H44ZM172 42H173V40H172ZM172 42H169V43H171V46H172ZM174 42H175V40H174ZM186 42V41H185ZM205 42H206V40H205ZM224 42V41H223ZM235 43H238L237 41H234ZM245 42H247V41H245ZM46 43V42H45ZM169 43H168V47L170 46L169 45ZM180 43V42H179ZM179 43H176V44H179ZM183 43V42H182ZM198 43V42H197ZM202 43V42H201ZM206 43V44H207ZM209 43L206 45V46H208L209 45ZM215 43H217V42H215ZM212 44L213 46L214 45H217V44ZM226 43V42H225ZM228 43V42H227ZM227 43H226V45H227ZM240 43H241V41H240ZM258 43V42H257ZM256 43V44H257ZM263 43H264V41H263ZM199 44V43H198ZM198 44H196V45H198ZM204 44V43H203ZM231 44V43H230ZM234 44V43H233ZM232 44V46H234V45H236V44H234L233 45ZM246 44V46H248L249 45V43H248V45H247V43H245ZM42 45V44H41ZM160 46L159 48H157V46ZM175 45V44H174ZM181 45V44H180ZM183 45H185V46H183ZM182 46V50H183V48H188V46L190 45V44H188V45H186V44H183ZM210 45H211V43H210ZM209 45V46H210ZM222 44L220 43V46H221ZM229 45V44H228ZM237 45H239V44H237ZM236 45V46H237ZM244 45V44H243ZM254 45V44H253ZM14 46V47H13ZM191 46V45H190ZM202 46V45H201ZM200 46V47H201ZM205 46V45H204ZM204 46H202V47H204ZM205 46V47H206ZM218 46V45H217ZM217 46H214V47H217ZM231 46V45H230ZM53 47V48H54ZM173 47V46H172ZM172 47H169V49H171ZM229 47V46H228ZM249 47V46H248ZM264 47V46H263ZM263 47L261 48V47H259V48H257V50H260V48H261V50L263 49ZM11 48H10V50H9V52L11 53V54H14V51H13V53H12V50H11ZM56 48H54V49H52V50H55ZM157 48V49H156ZM181 48V47H180ZM192 48V47H191ZM195 48H198V46L197 47H194V49ZM211 48H212V46H211ZM221 48V47H220ZM246 48V47H245ZM30 49V50H31ZM190 49V48H189ZM194 49H190V50H194ZM207 49V48H206ZM209 49H210V47H209ZM208 49V50H209ZM217 49H219L218 47H217ZM217 49H213V51L214 50H217ZM234 49H236V47L234 48ZM242 49V48H241ZM256 49V48H255ZM255 49H253L252 50V52H254V50ZM4 50H6V49H1L0 48V57L2 56V54H3V52H5ZM15 50V49H14ZM190 50L188 51V53H190ZM198 50V49H197ZM199 50H201L202 51V49H199ZM212 50V49H211ZM239 50V49H238ZM16 51V50H15ZM17 51H18V49H17ZM74 51H76V52H78V54L77 53H75ZM163 51V50H162ZM212 51V52H213ZM251 51V50H250ZM249 51V52H250ZM56 52V51H55ZM161 52V51H160ZM185 52V51H184ZM187 52V51H186ZM195 52V53H194ZM198 52H200V51H198ZM203 52H204V50H203ZM208 52V51H207ZM206 52V56H208L209 57V55H207V54H209V53H207ZM212 52L210 51V53H211V55H212ZM218 52V51H217ZM236 52H237V50H236ZM239 52V51H238ZM245 52V51H244ZM251 52V53H252ZM256 52V51H255ZM262 52V51H261ZM260 52V53H261ZM33 53V52H32ZM37 53V52H36ZM138 53V54H139ZM155 53V52H154ZM161 53H164V52H161ZM175 53V55H176V52H174ZM192 53H194V54H192ZM202 53V52H201ZM200 53V54H201ZM214 53H215V51H214ZM213 53V54H214ZM233 53H234V50H233ZM248 53V52H247ZM250 53V54H251ZM137 54V56L138 57H142L141 55H138ZM158 54H160V53H158ZM171 54V53H170ZM191 55H192V57L195 55H197L198 53L196 52V49L193 51V52H191L190 53ZM190 54H188L187 56H188V58H189V56H190ZM203 55H204V53H202ZM201 54V55H202ZM219 54H220V52H219ZM256 54H258L257 52H256ZM263 54H264V52H263ZM211 55H210V58H211ZM223 55H225V54H223ZM253 55V54H252ZM7 57V60L9 61V60H11L12 59V57H11V55L9 54V55H6ZM30 56V55H29ZM57 56V57H58ZM117 56V57H116ZM157 56V55H156ZM155 56V57H156ZM164 56H166V55H163L162 54V59H164V61L166 60L165 58H164ZM169 56V55H168ZM168 56H166V58L168 57ZM186 55H184V56H182L181 55V57H182V59H183V57H185ZM205 56V55H204ZM221 56V55H220ZM226 56V55H225ZM224 56V57H225ZM250 56V55H249ZM255 56V55H254ZM254 56H251V58H253ZM56 57V58H57ZM116 57V58H115ZM136 57V56H135ZM138 57H136V58H138ZM158 57H160V56H158ZM170 57V56H169ZM191 57V56H190ZM198 57V56H197ZM197 57H196V62H197ZM218 57V56H217ZM227 57V56H226ZM234 57V56H233ZM233 57H231V58H233ZM243 57H245V56H243ZM263 57V56H262ZM261 57V58H262ZM80 58H82L81 60H80ZM136 58H135V61H137L136 60ZM143 58V57H142ZM145 58V57H144ZM151 58V59H150ZM171 58H174V57H171ZM188 58L186 57V59H187V61H188ZM195 58V57H194ZM194 58L192 59L193 61H194ZM205 58V57H204ZM204 58H202V59H204ZM207 58V57H206ZM206 58H205V60H206ZM237 58H238V56H237ZM245 58H249V57H247V54H246V57ZM55 59V58H54ZM132 59H133V57H132ZM169 59V58H168ZM167 59V60H168ZM191 59V58H190ZM199 59V58H198ZM201 59V58H200ZM214 59V58H213ZM222 59H224V58H222ZM228 59H230V58H228ZM227 59V60H228ZM243 60H244V58H242ZM250 59V58H249ZM257 59V58H256ZM6 60V61H7ZM51 60H53V59H51ZM82 60L83 61H85L83 64H87V63H89L88 61H91L92 62V64L97 60L98 61V63L97 64H95V65H92V66H90L92 69L90 70V69H88V70H90L88 73L85 71L84 72V70H87V68H86V66H84V69L82 68ZM143 61H144V59H142ZM160 60H161V58H160ZM177 61H179L178 59H176ZM185 60V59H184ZM210 60V59H209ZM212 60V59H211ZM231 60V59H230ZM242 60V61H243ZM40 61V60H39ZM54 61V60H53ZM157 61H158V59H157ZM193 61L191 62L192 63V65H191V63L189 62L188 64H190L191 65V67L190 66H188L187 67V65H186V67L187 68H189V69H191L192 68V66L194 65L195 67H196V65H195V61H194V64H193ZM201 62V60H198V62ZM215 61V60H214ZM214 61H212L213 63H214ZM222 61V60H221ZM224 61H226V60H224ZM229 61V60H228ZM247 61V60H246ZM14 62V61H13ZM141 62V61H140ZM147 62V61H146ZM180 62V61H179ZM178 62V63H179ZM197 62V63H198ZM205 62V61H204ZM206 62H209L208 61V59H207V61ZM212 62H209L210 64L212 63ZM232 62H234V60L232 61ZM231 62V63H232ZM250 62V61H249ZM151 63H150V65H151ZM170 63V62H169ZM177 63V65H179ZM203 63V62H202ZM219 63H221V62H219ZM246 63H248V61L246 62ZM255 63V62H254ZM12 64H15V63H12ZM148 64V63H147ZM155 64V63H154ZM167 64H168V61H167V63L166 62H164V65H166L167 66ZM172 64H174V63H172ZM171 63L170 64H168V66L170 65H172ZM184 64V63H183ZM224 64V63H223ZM222 64V65H223ZM251 64H253V63H251ZM255 64H257L258 65V68L260 67H263L264 68V59H260L259 58V60H258V62L257 63H255ZM11 65V64H10ZM34 65V64H33ZM149 65V64H148ZM157 65H159V64H156V66ZM202 65V64H201ZM209 65V64H208ZM207 65V66H208ZM214 65H218V62H215L214 63ZM213 65V66H214ZM221 65V64H220ZM221 65V66H222ZM224 65H227V62H226V64H224ZM233 65V64H232ZM247 65H249V63L247 64ZM246 65V66H247ZM5 66V65H4ZM16 66V65H15ZM30 66V65H29ZM145 66V65H144ZM154 66V65H153ZM156 66H154L153 68H155ZM161 66V65H160ZM173 66V65H172ZM175 66V65H174ZM173 66V67H174ZM203 66H206V64L205 65H203ZM203 66H200V68L201 67H203ZM206 66V67H207ZM212 66V65H211ZM211 66L210 67H208L209 69H208V72H209V70H210V68H211ZM212 66V69L214 68ZM229 66V65H228ZM245 66V65H244ZM243 65H241V69H242V67H244ZM250 66V65H249ZM11 67H13V65L11 66ZM28 67V66H27ZM34 67V66H33ZM150 67V66H149ZM162 67V66H161ZM161 67H157L158 68V70L159 69H161ZM177 67V66H176ZM183 67H184V65H183ZM194 67V68H195ZM197 67H199L198 65H197ZM223 67V66H222ZM224 67H226V66H224ZM252 67V66H251ZM7 68V67H6ZM32 68V67H31ZM86 68V69H85ZM152 68V69H153ZM167 68H169V67H167ZM166 68V69H167ZM178 68V67H177ZM22 69V68H21ZM35 69V68H34ZM34 69H32L33 70V72H32V70H31V73H35V71H34ZM52 69V70H51ZM138 69H140V67L138 68ZM156 69V68H155ZM155 69H153V70H155ZM188 69V70H189ZM196 69V68H195ZM195 69H193V70H195ZM199 68H197L195 71H199L198 70ZM207 69V68H206ZM205 69V70H206ZM215 69H217V67H215L214 68V70ZM230 69H232L233 70V68H230ZM234 69H235V66H234ZM248 69V68H247ZM168 70L169 69H167L166 71H167V73H169L168 72ZM224 70V69H223ZM240 70V69H239ZM250 70V69H249ZM255 70H257V68H255ZM260 70V69H259ZM29 71V70H28ZM165 71V72H166ZM192 71V70H191ZM201 71H202V68H201ZM201 71H199V73L201 72ZM217 71H218V69H217ZM243 71H244V69H243ZM150 72V71H149ZM155 72V71H154ZM183 72L184 71H182L181 73L183 74ZM193 72V75H194V71H192ZM203 72V71H202ZM201 72V73H202ZM211 72V71H210ZM209 72V74H211L212 72H214V71H212L211 73ZM219 72V71H218ZM240 72H241V70H240ZM245 72V71H244ZM249 72V71H248ZM253 72H255V71H253ZM257 72H259L258 70H257ZM264 72V71H263ZM2 73V72H1ZM36 73H37V71H36ZM35 73V74H36ZM153 73V72H152ZM166 73V74H167ZM191 72H190V70H189V74H190ZM196 73V72H195ZM199 73H196V75L197 74H199ZM203 73H207V71L205 72H203ZM223 73H225V72H223ZM241 73H243V72H241ZM250 73H251V70H250ZM4 74H6V73H4ZM18 74V73H17ZM34 74V75H35ZM38 74V73H37ZM41 74V73H40ZM39 74V75H40ZM86 74L87 75H90L92 78H93V80L92 79H89V78H87V76H86ZM170 74V73H169ZM168 74V77L166 78V80L169 78V76H173L174 77V75L173 74H171V75H169ZM185 74V73H184ZM208 74V73H207ZM206 74V77L208 76ZM215 74V73H214ZM219 74V73H218ZM230 74H232V73H230ZM244 74V73H243ZM242 74V75H243ZM258 74V73H257ZM261 74H262V71H261ZM38 75V76H39ZM144 75V74H143ZM200 75V74H199ZM198 75V76H199ZM201 75H203V74H201ZM220 76H221V74H219ZM240 75V74H239ZM241 75V76H242ZM246 75H249V74H246ZM5 76V75H4ZM25 76V75H24ZM142 76V75H141ZM148 76V75H147ZM177 76V75H176ZM180 76V75H179ZM178 76V77H179ZM189 76H191L192 78H193V76H192V74L191 75H189ZM189 76L187 77V78H189ZM197 76V79L200 77H202V76H199L198 77ZM203 76H205V75H203ZM210 76V75H209ZM208 76V77H209ZM211 76H213V75H211ZM210 76V77H211ZM219 76V77H220ZM42 77V76H41ZM156 77V76H155ZM177 77V78H178ZM184 77H185V75H184ZM208 77H207V79H208ZM215 77H217V76H215ZM228 77H229V75H228ZM247 77V76H246ZM249 77V76H248ZM250 77H251V75H250ZM258 77V76H257ZM1 78V77H0ZM28 78V77H27ZM39 78H40V76H39ZM57 78V77H56ZM148 78V77H147ZM158 78V77H157ZM177 78H175L174 77V79H177ZM186 78V77H185ZM184 78V79H185ZM195 78V77H194ZM193 78V79H194ZM200 78H199V80H200ZM204 79H206L205 77H203ZM202 78V79H203ZM224 79H225V77H223ZM16 79V78H15ZM58 79V78H57ZM150 79V78H149ZM170 79H172L171 77H170ZM183 79V77H182V79L181 80H184ZM189 79H191V78H189ZM206 79V80H207ZM218 80L220 79V80H222V76L220 77V78H217ZM232 79V78H231ZM253 79V78H252ZM7 80V79H6ZM11 80V79H10ZM86 80H89V81H91L92 82V84H94V85H96V86H91L89 83H91V82H87ZM179 80H180V78H179ZM229 80V79H228ZM240 80H241V78H240ZM248 80H250L251 81V79H247V81ZM255 80H257L256 79V77H255ZM52 81V80H51ZM55 81H57L56 79H55ZM61 81V80H60ZM161 81H162V79H161ZM164 81V80H163ZM162 81V82H163ZM169 81H173V80H169ZM197 81V80H196ZM227 81V80H226ZM230 81H232V80H230ZM236 81V80H235ZM242 82H244V80H241ZM249 81V82H250ZM7 81H5L4 82V84L3 85H5V83H6ZM58 82V81H57ZM85 82H87L88 84H86ZM102 82H104L103 84H101ZM156 82V81H155ZM168 81H166L165 83H167ZM175 82V81H174ZM177 82V81H176ZM175 82V83H176ZM255 82V81H254ZM229 83V82H228ZM231 83V82H230ZM236 83V82H235ZM237 83H238V80H237ZM245 83V82H244ZM248 83V82H247ZM259 83V85H262L263 86V84H260V82H258ZM163 84V83H162ZM222 84H224V83H222ZM3 85H2V89H3ZM6 85L7 86H9V81L6 83ZM51 85V84H50ZM57 85V84H56ZM60 85V84H59ZM64 84H62V86H63ZM230 85V84H229ZM233 85V84H232ZM231 85V86H232ZM241 85V84H240ZM250 85V83L248 84V86ZM52 86V85H51ZM50 86V87H51ZM167 86V85H166ZM165 86V87H166ZM213 86V85H212ZM218 86V85H217ZM228 86V85H227ZM230 86V87H231ZM235 86V85H234ZM11 87V86H10ZM10 87H8L9 89H10ZM21 87V86H20ZM168 87H170V86H168ZM171 87H172V89H173V87H174V84H173V86H172V83H171ZM220 87V86H219ZM222 87H223V85H222ZM233 87V86H232ZM247 87V86H246ZM251 87V86H250ZM249 87V88H250ZM7 88V89H8ZM19 88V87H18ZM24 88V87H23ZM176 88L177 87H175V90L173 89H170V90H172V92L170 91V94H172V98H173V93H174V91H177L176 90ZM201 88V87H200ZM225 89V92H227L226 91V87H224ZM252 88V87H251ZM49 89V88H48ZM51 89V88H50ZM54 89V88H53ZM60 89V88H59ZM178 89V88H177ZM180 89V88H179ZM184 89V88H183ZM227 89H229V86H228V88ZM231 89V88H230ZM262 89V88H261ZM6 90V89H5ZM17 90V89H16ZM130 90H134V92H132V93H130L129 91ZM155 90V91H154ZM165 90H167V87L165 88ZM198 90V89H197ZM207 90V89H206ZM218 90V89H217ZM219 90H221V89H219ZM264 90V89H263ZM12 91V90H11ZM47 91V90H46ZM62 91V90H61ZM154 91V92H153ZM181 91V90H180ZM193 91V90H192ZM200 91V90H199ZM245 91L247 92V90H246V88H245ZM3 93V90L2 91H0V93ZM4 92H7V90L6 91H4ZM13 93L15 92L14 90L12 91ZM158 92V91H157ZM163 92V91H162ZM188 92V91H187ZM197 92V91H196ZM2 93H1V95H2ZM11 92H9V94H10ZM45 93H48V92H45ZM52 93V92H51ZM168 93V92H167ZM177 93H178V91H177ZM180 93V92H179ZM183 93V92H182ZM234 93V92H233ZM238 93V92H237ZM239 93H241V92H239ZM9 94H8V96H9ZM50 94V93H49ZM55 94V93H54ZM53 94V95H54ZM176 94V93H175ZM183 94H185V92L183 93ZM196 94H199V93H196ZM205 94V93H204ZM203 94V95H204ZM4 95V97H5V93L3 94ZM12 95V94H11ZM10 95V96H11ZM48 95V94H47ZM46 95V96H47ZM162 95V94H161ZM233 95H236V92L233 94ZM27 96V95H26ZM55 96V95H54ZM165 96V95H164ZM179 96H180V94H179ZM182 96V95H181ZM180 96V97H181ZM185 96V95H184ZM237 96V95H236ZM259 96V95H258ZM0 97H3V96H0ZM29 97V96H28ZM27 97V98H28ZM160 97V96H159ZM163 97V96H162ZM166 97V96H165ZM169 97H171V96H169ZM174 97H175V95H174ZM177 97V96H176ZM183 97V96H182ZM188 97V96H187ZM200 96L198 95V98H199ZM238 97V96H237ZM255 97V96H254ZM260 97V96H259ZM15 98V97H14ZM22 98V97H21ZM26 98V99H27ZM139 98V100L137 101V99ZM177 98H179V97H177ZM207 98V97H206ZM50 99V98H49ZM93 99H95V97H93ZM165 99V98H164ZM175 99V98H174ZM202 99V98H201ZM209 99V98H208ZM229 99V98H228ZM263 99V98H262ZM24 100V99H23ZM31 100V99H30ZM48 100V99H47ZM161 100V99H160ZM176 100V99H175ZM175 100L174 101H168V100H166V101H168V107L166 108V109H168L169 110V112L168 113H171L170 111H174L175 110ZM185 100V99H184ZM184 100H182V102H184ZM202 100H204V99H202ZM201 100V101H202ZM207 100V99H206ZM205 100V101H206ZM210 100V99H209ZM208 100V103L209 104H218V103H213L214 101L212 100V103H211V101H209ZM244 100V99H243ZM253 100H255V98L253 99ZM16 101V100H15ZM24 101H26V100H24ZM29 101V100H28ZM49 101V100H48ZM55 101H56V99H55ZM81 101V102H82ZM141 101V102H142ZM165 101V102H166ZM176 101H178V100H176ZM238 101V100H237ZM252 101V100H251ZM23 102V101H22ZM21 102V103H22ZM54 102V101H53ZM85 102H87V103H85ZM98 102V101H97ZM203 102V101H202ZM241 102V101H240ZM243 102H245V101H243ZM4 103V102H3ZM2 103V104H3ZM48 103V102H47ZM57 103V102H56ZM65 103H67V102H65ZM77 103V102H76ZM204 103V102H203ZM203 103H201L200 105L202 106L203 105ZM234 103H236V102H234ZM5 104V103H4ZM7 104V103H6ZM14 104V103H13ZM58 104V103H57ZM78 104V103H77ZM140 104V106H141V103H139ZM145 104V103H144ZM163 104V103H162ZM182 104V103H181ZM238 104V103H237ZM236 104V105H237ZM262 104H263V102H262ZM16 105V104H15ZM20 105V104H19ZM18 105V106H19ZM55 105V104H54ZM83 105V104H82ZM179 105V104H178ZM183 105H185V104H183ZM182 105V106H183ZM186 105H187V103H186ZM185 105V106H186ZM235 105V104H234ZM236 105L234 106V109H235V107H236ZM258 105V104H257ZM260 105V104H259ZM4 106V105H3ZM8 106V105H7ZM21 106V105H20ZM27 106V105H26ZM29 106H30V104H29ZM45 106V105H44ZM47 106V105H46ZM50 106V105H49ZM75 106V105H74ZM84 106V105H83ZM177 106V105H176ZM185 106H183V108L185 107ZM239 107H241V104H239L238 105ZM255 106H256V104H255ZM261 106V105H260ZM23 107V106H22ZM31 107V106H30ZM52 107V106H51ZM68 107V106H67ZM179 107H181V105L179 106ZM188 107V105L184 108V109H186ZM200 107V106H199ZM204 107V108H203ZM205 107H207V103L205 104V105H203L202 106V108L203 109H205ZM211 107V106H210ZM238 107V108H239ZM1 108V107H0ZM12 108V107H11ZM37 108H38V106H37ZM45 108V107H44ZM77 108V107H76ZM145 108V107H144ZM143 108V109H144ZM208 108H209V106H208ZM207 108V109H208ZM212 108H213V105H212ZM211 108V109H212ZM243 108V107H242ZM258 108V107H257ZM4 109H6V108H4ZM36 109V108H35ZM50 109V108H49ZM70 109H71V107H70ZM70 109H69V111H70ZM87 109V108H86ZM112 109V112L109 114V113H107V110H111ZM148 109V108H147ZM150 109V108H149ZM148 109V110H149ZM189 109L190 108H188V111H189ZM207 109H205V110H207ZM218 109V108H217ZM220 109V108H219ZM232 109V108H231ZM230 109V110H231ZM247 109V108H246ZM7 110V109H6ZM8 110H10L9 108H8ZM28 109H26L25 111H27ZM78 110V109H77ZM76 110V111H77ZM145 110V109H144ZM180 110V109H179ZM182 110V109H181ZM233 110V109H232ZM236 110V109H235ZM262 110H264V109H262ZM13 111V110H12ZM15 111V110H14ZM24 111V110H23ZM23 111H22V113H23ZM41 111V110H40ZM53 111V110H52ZM64 111V110H63ZM89 111V110H88ZM130 111H132L133 112V115L130 113ZM141 111V110H140ZM183 111V110H182ZM202 112L204 111V110H201ZM208 111H211L210 109L208 110ZM218 111V110H217ZM227 111V110H226ZM73 112V111H72ZM129 112V113H128ZM143 112H145V111H143ZM164 112H165V110H164ZM180 112V111H179ZM185 112V111H184ZM193 112V111H192ZM205 112H207V111H205ZM220 112V111H219ZM246 112V111H245ZM261 112H263V111H261ZM14 113V112H13ZM21 113V112H20ZM45 113V112H44ZM50 113V112H49ZM70 113V112H69ZM91 113V114H90ZM154 113H156V112H154ZM167 113V112H166ZM190 113H191V111H190ZM208 113V112H207ZM206 113V114H207ZM218 113V112H217ZM221 113V112H220ZM224 113V112H223ZM11 113H9V112H4V111H0V147H2V146H4V147H6V146H9L10 144H12L13 142H15L16 141V139L18 138V137H20L19 135H21L22 136V134H23V128L21 127V123H22V121L23 120H21V121H18V120H20L19 118L18 119H16L15 117H13L12 116V114L10 115ZM25 114V113H24ZM70 114H72V113H70ZM90 114V115H89ZM16 115V114H15ZM26 115V114H25ZM66 115V114H65ZM106 115L108 116V118L106 117ZM109 115L111 116V117H109ZM175 115H177L176 113H175ZM185 115V114H184ZM205 115V114H204ZM221 115H222V113H221ZM249 115V114H248ZM21 116H22V114H21ZM34 116V115H33ZM38 116H41V115H38ZM61 116V115H60ZM73 116V115H72ZM169 116V115H168ZM172 116V115H171ZM208 116V115H207ZM232 116V115H231ZM231 116H230V118H231ZM234 116V115H233ZM232 116V117H233ZM18 117V116H17ZM25 118V116H22V119H24ZM67 117V116H66ZM66 117H64V118H61V117H57V118H61V119H65ZM132 117V118H131ZM163 117V116H162ZM175 117V116H174ZM174 117H172V118H174ZM219 117V116H218ZM225 117H226V115H225ZM251 117V116H250ZM253 117V116H252ZM28 118V117H27ZM37 118V117H36ZM105 118H107V119H105ZM215 118H217V117H215ZM240 118H241V116H240ZM243 118V117H242ZM260 118V117H259ZM262 118V117H261ZM28 119H30V118H28ZM33 119V118H32ZM39 119V118H38ZM67 119V118H66ZM222 119V118H221ZM239 119V118H238ZM257 119V118H256ZM34 120V119H33ZM37 120V119H36ZM60 120V119H59ZM218 120H219V118H218ZM230 120V119H229ZM253 120V119H252ZM251 120V121H252ZM25 121V120H24ZM42 120H40V122H41ZM83 121V120H82ZM114 120H112V122H113ZM142 121V122H141ZM199 121V120H198ZM254 121H255V119H254ZM260 121V120H259ZM38 122V121H37ZM47 122V121H46ZM59 122V121H58ZM115 122V121H114ZM119 122H121V121H119ZM123 122V121H122ZM121 122V123H122ZM139 122H140V124H139ZM228 122V121H227ZM236 122H237V120H236ZM256 122H258V121H256ZM62 123V122H61ZM66 123H68L67 122V120H66ZM82 123V122H81ZM88 123V124H87ZM109 123H110V121H109ZM125 123V122H124ZM123 123V124H124ZM194 123V122H193ZM198 123V122H197ZM233 123V122H232ZM239 123L241 124V121H239L238 122V128H239ZM253 123V122H252ZM38 124V123H37ZM65 124V121H64V123H63V125ZM128 124L127 125H124L125 127L127 126V127H129L128 126ZM142 124V125H143ZM167 124V123H166ZM172 124V123H171ZM186 124H189V123H187L186 122ZM234 124V123H233ZM258 124V123H257ZM259 124H261V123H259ZM30 125V124H29ZM58 125V124H57ZM60 125V124H59ZM66 125V124H65ZM207 125V124H206ZM214 125V124H213ZM215 125H217V124H215ZM228 125V124H227ZM242 125V124H241ZM240 125V126H241ZM28 126V125H27ZM40 126V125H39ZM43 126H44V124H43ZM83 126V127H84ZM200 126V125H199ZM198 126V127H199ZM204 126V125H203ZM208 126V125H207ZM246 126V125H245ZM258 126V125H257ZM263 126V125H262ZM30 127V126H29ZM29 127H26V128H29ZM37 127V126H36ZM45 127V126H44ZM114 127H116V125L114 126ZM120 127V126H119ZM143 127V126H142ZM145 127V126H144ZM145 127V128H146ZM161 127V126H160ZM160 127H159V129H160ZM206 127V126H205ZM31 128V127H30ZM40 128V127H39ZM73 128V127H72ZM76 128V127H75ZM80 128V126L78 127V129ZM118 128V127H117ZM136 128H137V126H136ZM135 128V129H136ZM146 128V129H147ZM234 128V127H233ZM250 128V127H249ZM251 128H253V126L251 127ZM23 131H22V130ZM77 129V128H76ZM76 129H74V132H75V130ZM77 129V130H78ZM138 129H140V128H137V130ZM145 129V130H146ZM203 129V128H202ZM213 129V128H212ZM219 129H221V128H219ZM244 129V128H243ZM26 130V129H25ZM29 130V129H28ZM39 130V129H38ZM81 130V129H80ZM79 130V131H80ZM127 130H128V128H127ZM164 130V129H163ZM198 130H199V128H198ZM224 130H226L225 128H224ZM228 130V129H227ZM232 130V129H231ZM231 130H229L230 132H231ZM262 130V129H261ZM22 131V132H21ZM31 131V130H30ZM40 131H42V130H40ZM102 131V130H101ZM120 131V130H119ZM135 131V130H134ZM141 131V130H140ZM236 131V130H235ZM254 130H252V132H253ZM68 132H70V131H68ZM72 132H73V130H72ZM72 132H70V133H72ZM73 132V133H74ZM77 132V131H76ZM83 132V131H82ZM98 132H100V131H98ZM122 132H124L123 131V129H122ZM130 132V131H129ZM133 132V131H132ZM137 132H139V131H137ZM206 132V131H205ZM208 132V131H207ZM206 132V133H207ZM211 132H212V130H211ZM238 132V131H237ZM239 132H240V130H239ZM250 132V131H249ZM259 132V131H258ZM26 133V132H25ZM37 133V132H36ZM59 133V132H58ZM63 133V132H62ZM67 133V132H66ZM65 133V134H66ZM78 133H81V132H78ZM77 133V134H78ZM86 133V132H85ZM83 134L82 136H80V137H82V139L81 138H79V139H75V137L72 139L70 136H68V137H70V141H67L68 143H70L69 145L71 146V149H72V151H70L71 152V154L73 155V157H74V162L76 163V164H81L82 162H80L78 159H76V157H86V158H88L90 161H91V163H92V168H93V175H94V177L97 179V181H98V183H99V189H100V192L103 194V198L104 199H102V197L100 196V195H98V196H100L101 198L100 199H97V198H99V197H96L95 195H93V197L91 198V200H87L83 205H84V207H82V206H76V209H78L79 211H86L87 213H89L88 215H90V217L93 219V221L95 220V221H100L101 223H103L102 221L104 220L105 221V223L107 224V227H108V225L112 228V230L110 231V230H108V228H107V231H109V233L107 232V233H103L102 232V236H104V238L105 237H112V238H114L115 237V239L117 240V239H121V240H123L124 242L126 241L128 244H130V246H133V251L134 250H136L135 248H139V247H141V249H143V250H147V248L149 247H151V249H152V246H156L157 244H159V243H155V240H156V238H157V236H156V229H155V227L153 226L155 223H160V225H162L163 224V226H164V224L165 223H169V222H177V220L175 219V217L172 215V212H174V211H172L171 213H168L167 214V212L163 209V208H161L160 209V211L157 213V212H155L154 211V207H152V208H148V209H145V207H143V208H141L142 206V204H138V203H141L140 201L138 202V203H136V201L134 200V197L135 198H137L138 196H140V195H134V192L133 191H131V190H129V186L127 187V185H129L128 183H130V179L132 178H130L129 176V180H127V175H124V173L125 172H130L131 170L130 169H128L127 171H125L124 173H121V172H118L117 170H116V168H115V166L114 165H112V164H108L107 163V161H105L104 159H105V157H107V155H109L108 154V152H109V150H108V148L109 149H111L112 147H114L115 148V143H109V140L108 139H106V141L105 142H103V140L101 141L100 139L102 138V137H99L98 138V136L97 135H86V134ZM111 133V134H110ZM128 133V132H127ZM135 133V132H134ZM134 133H132V134H134ZM202 133H204V131L202 132ZM215 133V132H214ZM234 133V132H233ZM242 133H245V131L243 132L242 131ZM31 134V133H30ZM41 134V133H40ZM68 134V133H67ZM82 134V133H81ZM109 134L110 135H112V132H109ZM109 134H107V136L108 137H110V135ZM139 134V133H138ZM166 134V133H165ZM207 134H209V133H207ZM213 134V133H212ZM218 134H219V132H218ZM232 134V133H231ZM246 134V133H245ZM261 134V133H260ZM24 135H26V134H24ZM23 135V136H24ZM63 135V134H62ZM69 135H71V136H74L75 135V133H74V135H72V134H69ZM79 135V134H78ZM77 135V136H78ZM147 135V134H146ZM148 135V136H149ZM157 134H155V136H156ZM197 135V134H196ZM205 135V134H204ZM223 135V134H222ZM237 135H239V134H237ZM240 135H242V134H240ZM154 136V135H153ZM155 136H154V138L151 136V137H149L150 139L149 140H151V139H153V140H155ZM158 136V135H157ZM195 136V135H194ZM236 136V135H235ZM243 136H244V134H243ZM39 137V136H38ZM66 137H67V135H66ZM104 137H106V135L104 136ZM159 137V136H158ZM166 137V136H165ZM206 137V136H205ZM211 137H213V136H211ZM221 137V136H220ZM224 137V136H223ZM240 137V136H239ZM29 138V137H28ZM34 138V137H33ZM56 138V137H55ZM161 138V137H160ZM172 138V137H171ZM201 138V137H200ZM207 138V137H206ZM210 138V137H209ZM236 138H237V136H236ZM241 138V137H240ZM22 139V138H21ZM20 139V140H21ZM39 139V138H38ZM37 139V140H38ZM49 139V138H48ZM47 139V140H48ZM230 139V138H229ZM260 139V138H259ZM25 140H26V138H25ZM28 140V139H27ZM111 140H112V138H111ZM152 140V141H153ZM233 140H235V139H233ZM22 141H23V139H22ZM34 141V140H33ZM46 141V140H45ZM64 141V140H63ZM66 141V140H65ZM142 141L144 142L145 140H143L142 139ZM151 141V142H152ZM160 141V140H159ZM220 141V140H219ZM228 139H227V144H228ZM236 141V140H235ZM234 141V142H235ZM264 141V140H263ZM262 141V142H263ZM20 142V141H19ZM19 142H16L17 143V145L19 144ZM26 142V141H25ZM40 142H41V140H40ZM146 142V141H145ZM151 142H149V143H151ZM158 142V141H157ZM215 142H217V140H215ZM238 142V141H237ZM240 142V141H239ZM24 143V142H23ZM44 143V142H43ZM43 143L41 144V145H43ZM52 143V142H51ZM67 143V144H68ZM148 143V142H147ZM148 143V144H149ZM155 143V142H154ZM162 143V142H161ZM241 143H243V142H241ZM240 143V144H241ZM245 143V142H244ZM40 144V143H39ZM83 144V146H84V148L83 147H79L80 145H82ZM146 144V143H145ZM202 144V143H201ZM237 144V143H236ZM262 144V143H261ZM154 145V144H153ZM173 145V144H172ZM226 145V144H225ZM231 145V144H230ZM238 145V144H237ZM243 145V144H242ZM16 146V145H15ZM22 146V145H21ZM24 146H25V143H24ZM29 146V145H28ZM36 146V145H35ZM145 146V145H144ZM152 146V145H151ZM150 146V147H151ZM223 146V145H222ZM232 146H234V145H232ZM232 146H230V147H232ZM236 146V145H235ZM10 147V146H9ZM18 147H19V145H18ZM23 147V146H22ZM27 147V146H26ZM33 147V146H32ZM37 147V146H36ZM83 148L80 152H79V150H76V148ZM149 147V146H148ZM148 147L146 146V148L145 149H147L148 150ZM153 147V149L151 148V149H149L150 151L149 152H155V155H156V152L157 151H160V150H162V148L161 147H159V145H155V146H152ZM205 147V146H204ZM203 147V148H204ZM208 147V146H207ZM242 147V146H241ZM262 147V146H261ZM29 148V147H28ZM35 148V147H34ZM68 148H70V147H68ZM200 148V147H199ZM202 148V147H201ZM214 148H215V146H214ZM247 148V147H246ZM248 148H249V146H248ZM263 148V147H262ZM7 149H8V147H7ZM26 149V148H25ZM70 149V150H71ZM240 149V148H239ZM242 149V148H241ZM240 149V150H241ZM1 150H2V148H1ZM0 150V176L2 175L3 177H4V175H5V177H7V180H8V182L6 183H4V184H2V183H0V207H4V208H2V209H4V214H3V218H4V220L7 222L8 221V223L10 222L11 223V219H13L12 217L14 216V213L12 214V209H14L15 210V205H13V206H11V208H7L6 210H5V208L7 207L6 206V203L8 202V199L10 198V197H13V196H17L18 198L17 199H22L21 201H23L24 200V204L26 205V204H39V202H40V197H42L43 196V194H41V188H43L44 189V186H42L43 184H41V182L44 180V176H43V180L42 181H40V179H39V181H35L32 185H30L29 183H30V181H32V180H34V178L32 179V173L30 172H27V174L25 175V179H22L23 178V176L24 175H20V176H22L21 178H19L18 176H17V178H16V175H18L17 173H18V171H20V170H17V171H15V168L13 169V167L14 166H11V164H10V160H12V158H13V156H15L16 155V153L17 152H15V151H12L11 153H8V154H6V153H3V151H1ZM22 150H24L23 148H22ZM113 150V149H112ZM143 150H144V148H143ZM208 150V149H207ZM225 150V149H224ZM234 150V149H233ZM244 150V149H243ZM242 150V151H243ZM249 150V149H248ZM31 151V150H30ZM45 151V150H44ZM44 151H43V153H44ZM91 151V152H90ZM111 151V150H110ZM264 151V150H263ZM5 152V151H4ZM24 152H26V151H24ZM34 152V151H33ZM203 152V151H202ZM241 152V151H240ZM247 152V151H246ZM252 152V151H251ZM19 153V152H18ZM17 153V154H18ZM138 153V152H137ZM136 153V154H137ZM145 152H143V155L142 156H144L145 154H144ZM245 153V152H244ZM24 154V153H23ZM48 154V153H47ZM142 154V153H141ZM167 154V153H166ZM166 154H165V156H166ZM226 154V153H225ZM150 155V154H149ZM162 155V154H161ZM191 155V154H190ZM220 155V154H219ZM243 155V154H242ZM241 155V156H242ZM246 155H248V154H246ZM252 155V154H251ZM257 155V154H256ZM18 156V155H17ZM16 156V157H17ZM30 156V155H29ZM29 156H26L25 155V157H29ZM38 156V155H37ZM43 156V155H42ZM41 156V157H42ZM138 156V155H137ZM147 156H148V154H147ZM146 156V158H148ZM152 156H154V155H152ZM157 156H159V155H157ZM157 156H155V157H157ZM168 156V155H167ZM226 156V155H225ZM228 156V155H227ZM240 156V157H241ZM244 156V155H243ZM33 157H35V156H33ZM47 157V156H46ZM104 157V158H103ZM141 157V156H140ZM139 157V158H140ZM149 157H151V156H149ZM155 157H153V158H155ZM183 157V156H182ZM31 158V157H30ZM144 158H145V156H144ZM143 158V159H144ZM146 158H145V160H146ZM158 158V157H157ZM202 158V157H201ZM228 158V157H227ZM15 159V157L13 158V160ZM24 159H26V158H24ZM141 159H142V157H141ZM141 159H140V162H141ZM143 159H142V162H143ZM152 159V158H151ZM219 159V158H218ZM224 159V158H223ZM242 159V158H241ZM240 159V160H241ZM33 160V159H32ZM35 160V159H34ZM40 160V159H39ZM104 160V161H103ZM148 160L149 159H147V161H145V162H147V163H142L141 162V164L142 165H140V166H138V164H136L137 166H138V169H140L142 172H144V171H151V170H155L156 169V167L157 166H159V162L157 161V159L155 160V159H153L154 161H152V162H150V163H148ZM253 160V159H252ZM21 161H22V159H21ZM25 161V160H24ZM27 161V160H26ZM25 161V162H26ZM31 161V160H30ZM150 161V160H149ZM162 161V160H161ZM221 161V160H220ZM254 161V160H253ZM9 162V163H8ZM24 162V163H25ZM166 162V161H165ZM171 162H173V161H171ZM196 162H198L197 160H196ZM199 162H202V161H199ZM255 162V161H254ZM37 163V162H36ZM35 163V164H36ZM49 163V162H48ZM237 163H240V162H238L237 161ZM250 163V162H249ZM257 163V162H256ZM22 164V163H21ZM25 164H27V163H25ZM24 164V165H25ZM217 164H219L218 162H217ZM234 164H236V163H234ZM252 164V163H251ZM251 164H249V165H251ZM264 164V163H263ZM30 165V164H29ZM32 165V164H31ZM43 165V164H42ZM135 165V166H136ZM200 165H201V163H200ZM239 165V164H238ZM246 164H244V166H245ZM254 165V164H253ZM262 165V164H261ZM16 166V165H15ZM18 166V165H17ZM20 166V165H19ZM36 166V165H35ZM214 166V165H213ZM212 166V167H213ZM21 167V166H20ZM19 167V168H20ZM26 165H25V168L24 169H26ZM29 167V166H28ZM40 167V166H39ZM38 167V169L40 170V168ZM46 167V166H45ZM160 167V166H159ZM209 167H210V165H209ZM208 167V168H209ZM233 167H234V165H233ZM259 167V166H258ZM22 168V167H21ZM33 168V167H32ZM137 168V167H136ZM211 168V167H210ZM209 168V169H210ZM237 168H238V166H237ZM253 168V167H252ZM195 169V168H194ZM201 169V168H200ZM207 169V168H206ZM30 170H32V169H30ZM130 170V171H129ZM134 170V169H133ZM162 170V169H161ZM211 170H213V168H211ZM222 170V169H221ZM255 170V169H254ZM260 170H261V168H260ZM23 171V170H22ZM25 171V170H24ZM28 171V170H27ZM138 171V170H137ZM163 171V170H162ZM207 171H209V170H207ZM223 171V170H222ZM132 172V171H131ZM154 172V171H153ZM157 172V171H156ZM231 172V171H230ZM228 173V170H227V175H229L230 174V176H231V173H233V171L231 172V173ZM23 173V172H22ZM50 173V172H49ZM134 175H135V173L134 172H132ZM138 173V172H137ZM148 173V172H147ZM150 173V172H149ZM208 173V172H207ZM214 173V172H213ZM222 173V172H221ZM39 174V173H38ZM37 174V175H38ZM48 174V173H47ZM127 174H130V173H127ZM133 174H131V175H133ZM155 174V173H154ZM153 174V175H154ZM157 174V173H156ZM159 174H161V172L159 173L158 172V175ZM215 174V173H214ZM217 174H218V172H217ZM238 173L236 172V175H237ZM240 174V173H239ZM239 174H238V176H239ZM34 175H36V173H33V176ZM50 175V174H49ZM48 175V176H49ZM138 175H139V173H138ZM144 175H146V174H144ZM139 176V177H145L146 178V176ZM148 175V174H147ZM150 175V174H149ZM186 175V174H185ZM208 175V174H207ZM222 175V174H221ZM226 175V176H227ZM234 176H235V174H233ZM241 176H240V178L241 177H243V175L242 174H240ZM246 175V174H245ZM41 176V175H40ZM184 176V175H183ZM213 177H214V175H212ZM212 176H211V178H212ZM224 176V175H223ZM233 176V177H234ZM2 177V178H3ZM39 176H37V178H38ZM136 178H137V176H135ZM215 177H217V176H215ZM219 177V176H218ZM218 177H217V180H218ZM228 177V176H227ZM150 177H148V179H149ZM184 178H185V176H184ZM4 180H5V178H3ZM32 179V180H31ZM48 179V178H47ZM134 179V178H133ZM186 179V178H185ZM227 179H229V177L227 178ZM232 179V178H231ZM231 179H229V180H231ZM237 179V180H236ZM259 179V178H258ZM140 180V179H139ZM224 180V179H223ZM226 180V179H225ZM234 180V179H233ZM233 180H231V181H233ZM238 180H240V181H242L241 179H239L238 177L237 178H235V181H238ZM246 180V179H245ZM28 181V182H27ZM46 181V180H45ZM44 181V182H45ZM48 181V180H47ZM145 181V180H144ZM239 181V183H241ZM249 181V180H248ZM133 182V181H132ZM131 182V183H132ZM139 182V181H138ZM147 182V181H146ZM223 182H225V181H223ZM250 182V181H249ZM24 183H25V186H26V184H27V187H28V189L30 188V191H28L27 189H25V191L23 190V188H25V186L23 187V185H24ZM46 183H48V182H46ZM135 183V182H134ZM137 183V182H136ZM142 183H144V182H142ZM219 183V184H218ZM228 183H229V181H228ZM233 183V182H232ZM243 183V182H242ZM29 184V185H28ZM139 184V183H138ZM217 184L218 185H220V182H217ZM244 184V183H243ZM246 184H247V182H246ZM249 185V184H248ZM47 186V185H46ZM140 186V185H139ZM139 186H138V189H139ZM235 186V185H234ZM243 186H246V185H243ZM223 187V186H222ZM247 187V186H246ZM249 187V186H248ZM46 188V187H45ZM128 188V189H127ZM132 188V187H131ZM143 188V187H142ZM219 188V187H218ZM224 188V187H223ZM223 188L221 189L220 188V190H223ZM42 189V190H43ZM250 189H251V187H250ZM47 190H48V188H47ZM194 190V189H193ZM215 190H217V189H215ZM187 191V190H186ZM225 191H227L226 189H225ZM253 191V190H252ZM251 191V192H252ZM49 192V191H48ZM139 192V191H138ZM228 192V191H227ZM229 192H230V190H229ZM233 191L231 190V193H232ZM42 193H45V192H42ZM136 193V192H135ZM147 193V192H146ZM238 193V195H239V192H237ZM237 193H236V195H237ZM254 193V192H253ZM145 194V193H144ZM228 194V193H227ZM242 193H240V195H241ZM42 195V196H41ZM46 195V194H45ZM185 195V194H184ZM232 195V194H231ZM234 195H235V192H234ZM248 195V194H247ZM137 196V197H136ZM146 196V195H145ZM147 196H148V193H147ZM187 196V195H186ZM194 196V195H193ZM243 196H245V195H243ZM143 197V196H142ZM253 197H254V195H253ZM14 198H16V197H14ZM139 198V197H138ZM191 198V197H190ZM242 198V195H241V197H240V199ZM244 198V197H243ZM242 198V199H243ZM247 198H249V197H247ZM247 198H245V199H241L243 202L245 201V200H248ZM251 198V197H250ZM250 198H249V201H245V202H250L251 203V200H250ZM255 198V197H254ZM253 198V199H254ZM66 199V198H65ZM199 199V198H198ZM233 199V198H232ZM235 199V198H234ZM234 199H233V201H234ZM252 199V198H251ZM257 199V198H256ZM256 199H255V202H257L256 201ZM259 199V198H258ZM71 200V199H70ZM102 201V202H105L104 204H102L103 206H101L100 205V208H101V210L99 209V207L98 208H95V206L96 205H98V204H100V201ZM134 200V201H133ZM139 200V199H138ZM264 200V199H263ZM188 201H190V200H188ZM192 201V200H191ZM235 201H237L236 199H235ZM214 202V201H213ZM230 202V201H229ZM193 203V202H192ZM212 203V202H211ZM232 203V202H231ZM241 203V202H240ZM262 203L263 202H261V205H262ZM75 204V203H74ZM106 204V205H105ZM253 204L254 205H252V206H255L256 207V205H258V204H256V203H254V200H253ZM256 204V205H255ZM41 205V204H40ZM201 205H203V204H201ZM200 205V206H201ZM242 205V204H241ZM251 205H250V207H248L249 209L250 208H252L251 207ZM60 206H62V205H59L58 207L60 208ZM64 206V205H63ZM152 206V205H151ZM171 206V205H170ZM209 206H211V205H209ZM209 206H207V208H209ZM214 206H215V204H214ZM243 206V205H242ZM246 206V205H245ZM67 207V206H66ZM149 207V206H148ZM263 207V206H262ZM257 208V207H256ZM258 208H260V206L258 205ZM68 209V208H67ZM67 209H65V206H64V209H63V207H62V209H58L57 208V210L56 209H54V210H49V212H47V214H45L46 216L44 217V215H43V219H42V221H41V223H42V226H40V230H39V232H38V234L41 236V240H42V242L41 243H43V244H45V243H47V244H49L50 243V241H51V235L52 234H55L56 232H59V230H63V229H61V227L63 226V221H62V219L65 217H63L62 218V215H63V212H64V214H66L67 213ZM167 209V208H166ZM174 209V206L172 207V210ZM205 209V208H204ZM219 209V208H218ZM263 209V208H262ZM147 210V211H146ZM247 210L248 209H246L245 208V211L247 212ZM253 210V209H252ZM251 209H250V211L248 210V214H249V212H250V214L252 215V211ZM255 210V209H254ZM260 210V209H259ZM264 210V209H263ZM70 211V210H69ZM256 211V213H257V209L255 210ZM13 212H16V211H13ZM259 212V211H258ZM18 213V212H17ZM151 213L153 214L152 215V217H151ZM175 213V212H174ZM244 213V212H243ZM242 213V214H243ZM255 213V214H256ZM211 214V213H210ZM259 214H261V213H259ZM15 215H16V213H15ZM18 215V214H17ZM93 215L95 216V218H93ZM223 214L222 213H220V214H218L217 216H213V218H211V220L209 221V223L211 224V225H213V224H215V223H218V221H217V219H218V217H220V216H222ZM241 215V214H240ZM244 215V214H243ZM257 215V214H256ZM256 215H254L255 217H256ZM67 216V215H66ZM236 216V215H235ZM250 216V215H249ZM258 216V215H257ZM260 216V215H259ZM228 217V216H227ZM232 217H233V215H232ZM153 218H155V219H153ZM241 218V217H240ZM246 218V217H245ZM251 218V217H250ZM262 218V217H261ZM51 219H53V221L51 220ZM65 219V218H64ZM221 219V218H220ZM256 219H257V217H256ZM219 220V219H218ZM228 220V219H227ZM230 220V219H229ZM246 220V219H245ZM253 220V219H252ZM255 220V219H254ZM64 221H66V220H64ZM94 221V222H95ZM238 221V220H237ZM243 221V220H242ZM260 222V221H259ZM22 223H23V220L21 219V218H19V220L16 222V226H19V228H21L22 227ZM63 223V224H62ZM67 223V222H66ZM72 223V225H74V226H76L73 222H71ZM171 223H169V229H170V224ZM229 223V222H228ZM227 223V224H228ZM240 223V222H239ZM243 223V222H242ZM98 224V223H97ZM100 224V223H99ZM173 224V223H172ZM174 224H176V223H174ZM222 224V223H221ZM248 224V223H247ZM15 225V224H14ZM92 225V224H91ZM91 225H89V226H87L88 228L91 226ZM166 225H168V224H166ZM166 225H165V227H163V228H167L166 227ZM233 225V224H232ZM245 225V224H244ZM257 225V224H256ZM104 226V225H103ZM153 226V227H152ZM191 226H193V225H191ZM191 226H189V227H187V228H185V230H184V233L186 234V248H185V251H188V252H195V251H198V252H200V254H199V256L200 257H203V255L205 254V256H206V253H204V249H206V247H207V245L209 246V244L211 245V243H209V240L208 239H211V238H209L210 237V235H205L204 233H202V236L200 235L201 233L199 232V234H196V231H194V230H192V227ZM201 226H203V224H201ZM215 226V225H214ZM237 226V225H236ZM39 227V226H38ZM86 227V228H87ZM235 227V226H234ZM240 227V226H239ZM250 227V226H249ZM258 227V226H257ZM256 227V228H257ZM71 229L73 228V227H70ZM94 228V227H93ZM98 228V227H97ZM172 228H174V226L172 227ZM171 228V229H172ZM194 228V227H193ZM236 228V227H235ZM242 228H244L243 226L240 228V229H242ZM39 229V228H38ZM98 229H100V228H98ZM205 229V228H204ZM220 229V228H219ZM221 229H222V227H221ZM227 229V228H226ZM230 229L232 230L233 228H231L230 227ZM238 229V228H237ZM81 230V229H80ZM103 230V229H102ZM105 230V229H104ZM172 230H174V229H172ZM242 230H244V229H242ZM241 230V231H242ZM262 230V229H261ZM76 231H78L77 229H76ZM85 231V230H84ZM90 231H91V229H90ZM93 231V230H92ZM168 231V230H167ZM176 231H178L177 229H176ZM216 231V233H214V234H217V235H222V234H220V232H219V230H215ZM227 231V230H226ZM234 231V230H233ZM233 231H232V233H233ZM245 231V230H244ZM248 231V230H247ZM254 231V230H253ZM37 232V231H36ZM63 232V231H62ZM79 232V231H78ZM98 233H99V231H97ZM97 232L95 233L94 231H93V233H95V235H92L91 236V238H90V240H89V242H87V244H86V246L84 247V250H83V254L82 255H80L81 257L79 258V262L80 263H84V264H86V260H87V258L90 256L91 257V255H94V256H92L93 258H91V259H95V256H96V258L97 259H95V261H93L94 262V264H114V263H112L111 261H107L105 258H104V252H101V253H98V251H100L101 250V244H100V242H99V240L97 239V238H95V236H97L96 234H97ZM105 232V231H104ZM204 232V231H203ZM213 232V231H212ZM223 232V231H222ZM263 232V231H262ZM261 232V233H262ZM74 233V232H73ZM112 233V234H111ZM166 233V232H165ZM168 233V232H167ZM169 233H170V231H169ZM176 234V233H174V231L173 232H171L170 233V235L171 234ZM178 233V232H177ZM198 233V232H197ZM242 233V232H241ZM245 233V232H244ZM68 234H69V232H68ZM92 234V233H91ZM109 234V235H108ZM212 234V233H211ZM236 234V233H235ZM257 234V233H256ZM264 234V233H263ZM38 235V236H39ZM77 235V233H75V236ZM82 235V234H81ZM101 235V234H100ZM167 235V234H166ZM169 235V236H170ZM176 235H178V234H176ZM224 235V234H223ZM228 235H229V233H228ZM245 235V234H244ZM253 235V234H252ZM259 235V234H258ZM83 236V235H82ZM133 236V237H132ZM134 236H135V238H134ZM165 236V235H164ZM168 236V235H167ZM225 236V235H224ZM231 236V235H230ZM235 236V235H234ZM237 236V235H236ZM80 237V236H79ZM99 238L101 237V236H98ZM133 239H132V238ZM162 237V236H161ZM171 237V236H170ZM174 237H175V235H174ZM262 237V236H261ZM264 237V236H263ZM171 238H173V236L171 237ZM213 238V237H212ZM215 238H217V237H215ZM218 238H219V236H218ZM258 238V237H257ZM5 239V238H4ZM83 239V238H82ZM106 239H108V238H106ZM170 239V238H169ZM168 239V240H169ZM222 239V238H221ZM261 239V238H260ZM259 239V240H260ZM6 240V239H5ZM8 240V239H7ZM54 240V239H53ZM105 240V239H104ZM121 240H119V241H121ZM164 240H166L165 238H164ZM168 240H166V241H168ZM171 240V239H170ZM236 240V239H235ZM263 240V239H262ZM1 241V240H0ZM3 241V240H2ZM113 241V240H112ZM159 241V240H158ZM157 241V242H158ZM162 241V240H161ZM165 241V242H166ZM173 241V240H172ZM218 241V240H217ZM238 241V240H237ZM240 241V240H239ZM264 241V240H263ZM76 242H78V241H76ZM104 242V241H103ZM117 242V241H116ZM214 242V241H213ZM219 242V241H218ZM223 242V241H222ZM1 243V242H0ZM2 243H4V242H2ZM6 244H5V246H3L2 244H0V245H2L3 247L2 248H4V247H6V245H7V247L9 246V245H11L10 243H7V241L5 242ZM101 243H102V240H101ZM111 243V242H110ZM119 242H117V244H118ZM123 243V242H122ZM161 243V242H160ZM168 243H170V242H168ZM173 243V242H172ZM240 243V242H239ZM247 243V242H246ZM112 245H113V242L111 243ZM111 244H109L110 246H112ZM117 244H114V245H117ZM126 244V243H125ZM127 244V245H128ZM162 244V243H161ZM105 245V244H104ZM108 245V246H109ZM114 245L112 246V247H114ZM120 245V243L117 245V246H119ZM163 246H162V248L166 245V243H165V245L164 244H162ZM255 245V244H254ZM46 246V245H45ZM81 246V245H80ZM107 246V248L109 249V248H111V247H108ZM212 246H214V245H212ZM225 246V245H224ZM230 246V245H229ZM233 246V245H232ZM236 246V245H235ZM259 246H260V244H259ZM258 246V247H259ZM83 247V246H82ZM135 247V248H134ZM160 247H161V245H160ZM172 247V246H171ZM173 247H175L174 245H173ZM211 247V246H210ZM227 247V246H226ZM245 247H247V246H245ZM254 247V246H253ZM256 247V246H255ZM1 248V247H0ZM117 248V247H116ZM131 248V247H130ZM167 248L169 249L170 247H165V250L164 251H166L167 250ZM250 248V247H249ZM257 248V247H256ZM10 248H8L7 250H9ZM105 249V248H104ZM107 249V250H108ZM123 249V248H122ZM125 249H126V247H125ZM211 249V248H210ZM224 249V248H223ZM223 249H222V251H223ZM234 249V248H233ZM253 249V248H252ZM106 250V249H105ZM116 250H118V249H116ZM121 250V249H120ZM161 251H162V249H160ZM175 250V249H174ZM208 250V249H207ZM207 250H206V252H207ZM229 250V249H228ZM245 250H247V249H245ZM154 251H156V249H154ZM153 251V252H154ZM160 251V252H161ZM164 251H163V253H164ZM169 251V250H168ZM115 252V251H114ZM151 253H152V250L150 251ZM170 252H173V250L172 251H170ZM203 252V253H202ZM1 253V252H0ZM108 253V252H107ZM129 253V252H128ZM131 253V252H130ZM158 253V252H157ZM211 253V252H210ZM210 253H208V254H210ZM219 253V252H218ZM108 254H110V253H108ZM215 254V253H214ZM223 254H224V252H223ZM235 254V253H234ZM255 254V253H254ZM165 255V254H164ZM220 255V254H219ZM225 255H226V253H225ZM157 256V255H156ZM209 256V255H208ZM210 256H211V254H210ZM221 256H222V254H221ZM234 256V255H233ZM258 256V255H257ZM2 257V256H1ZM4 257H6L5 255H4ZM79 257V256H78ZM171 257H172V255H171ZM170 257V258H171ZM195 257V256H194ZM199 257V258H200ZM213 257V256H212ZM215 257V256H214ZM214 257L212 258L213 260H214ZM218 257V256H217ZM217 257H215V258H217ZM227 257V256H226ZM225 257V258H226ZM255 257V256H254ZM7 258V257H6ZM14 258V257H13ZM12 258V259H13ZM175 258V257H174ZM196 258V257H195ZM251 258H252V256H251ZM0 259H2V258H0ZM159 259V258H158ZM201 259V258H200ZM218 259V258H217ZM237 259V258H236ZM255 259V258H254ZM14 260V259H13ZM61 260V259H60ZM120 260V259H119ZM161 260H163V259H161ZM160 260V261H161ZM170 260V259H169ZM178 260V259H177ZM212 260V261H213ZM228 260V259H227ZM258 260V259H257ZM172 261V260H171ZM218 261V260H217ZM220 261H221V259H220ZM239 261V260H238ZM264 261V260H263ZM90 262H91V260H90ZM157 262V261H156ZM170 262V261H169ZM178 262V261H177ZM204 262H207V261H205L204 260ZM211 262V261H210ZM214 262V261H213ZM228 262V261H227ZM246 262V261H245ZM42 263H44L45 264V261L44 262H42ZM125 263V261L123 262V264ZM200 263V262H199ZM219 263V262H218ZM15 264H28V261H27V259L26 258H23V257H16V260H15ZM49 264H59V263H55L54 261H50L49 262ZM63 264V263H62ZM64 264H72L70 261H67V262H65ZM117 264V263H116ZM118 264H122L121 262L120 263H118ZM159 264H164V262L162 263H160L159 262ZM171 264H172V262H171ZM186 264V263H185ZM201 264V263H200ZM210 264V263H209ZM230 264V263H229Z\"/></svg>","mask_w":264,"mask_h":264},{"label":"built area","instance_id":"built-area-1","mask_svg":"<svg viewBox=\"0 0 264 264\" xmlns=\"http://www.w3.org/2000/svg\"><path fill=\"white\" fill-rule=\"evenodd\" d=\"M70 221L73 222L75 225H78L80 227H87L91 224V218L88 214L79 211V210H73L70 212ZM44 264V263H39Z\"/></svg>","mask_w":264,"mask_h":264}]
</instances>
